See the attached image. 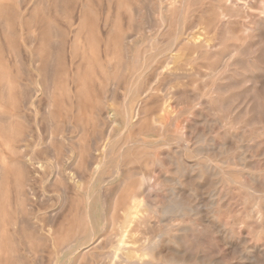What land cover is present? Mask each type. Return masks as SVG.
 Here are the masks:
<instances>
[{
    "label": "rangeland",
    "instance_id": "374dc122",
    "mask_svg": "<svg viewBox=\"0 0 264 264\" xmlns=\"http://www.w3.org/2000/svg\"><path fill=\"white\" fill-rule=\"evenodd\" d=\"M45 1H47V3ZM70 1H72V2L70 3ZM70 1L69 0L68 1L62 0V2H61V0H43V2L45 3L44 4L42 2V0H37V1L36 0H29V2H28V0H23V2H20V0H13V1L11 0L10 3H12V4H10V9H9L10 13L8 12L6 14V15L10 14L11 16L9 15L7 17L6 15H1V13H0V18H1L0 19L1 20L0 21V23H1L0 29L3 31L2 32L3 35H2V33L0 34V52H1V54H0V63H1L0 68L2 69V71L0 69V77L3 74L6 76L5 82H4V79H2V77L0 78V87L3 88V90L0 88V100L2 101V99H3V101H2L3 103L0 101V104L2 103V105H0V107H1L0 108V115H1L0 116L1 117L0 118L1 119L0 124L3 125V126L1 125V127H0L1 128L0 132L3 130L0 133L1 134L0 135V145L1 144L3 145V147H2V145L0 146V151H2V152H0V162H1L0 164H4L6 162L9 163V161H10V163H9L10 168L9 169H12L14 163H11V162H14L15 158H16V161L14 164L15 166H14L13 170H10V171L8 170V173L5 174L6 175L4 178L5 180H3L4 183L0 186V205H1L0 206V211H1L0 214L2 213L0 215V218H1L0 219V221H1L0 222V225H1L0 226V234H1L0 236L2 238V239L0 238V253H1L0 254V261H1L0 264H7L6 261L9 262L8 264H19V263L20 264H45V263L46 264H80V263L81 264H85V263H87V264H92V263L93 264H110V260L107 259L108 257H104V256L111 253L110 251H112L111 249H113V246L116 243L115 242L116 239L114 238L115 235H113L114 233H116L115 232L116 231V226H115L116 223H114V221H116V220L119 221V220L123 219V215L125 212L124 210L128 209L129 208L128 206H130L132 203L133 199L131 198L132 197L131 195L135 194V193L132 194V193H128V192H130L131 187H134L135 185H137L139 183V181L141 180L140 178L142 177L141 175H143V174H146V175L150 174L148 176H151L153 182L147 183V184L143 185L141 188H139L138 190H136V195L138 197V200L141 201V204H140V208L138 209V213H137L138 215L130 223L132 228L134 230H136V229L139 230V232H138L139 236L142 239L144 237L143 240H145V241L147 240V242L154 239V237H156L161 232H168L169 234L167 233V235L169 237L176 235L178 233L176 226L181 224V223L184 224V223L188 222L190 219L189 218H183V219L182 218H176V216L174 217V220H165L164 219V216H162L163 215L162 208L165 207L167 202L168 203L170 202L172 195H173L172 191L174 190V187H176L177 185L174 184V187H173V184H171L170 182L165 183L163 180L165 177L170 178V179H174V177L179 176L178 171H176V167H177L176 162L179 159H182L183 162H185V164H187V165H191L193 163L194 164L195 163H203L204 161L211 159L213 166L214 165L220 166L225 171L227 170V171H231L232 173H235V174L237 173V175H239L241 177V181H242V178L244 177L242 183L246 184V186H248V187H246L247 189L246 188H240V186H238V185H225L224 186L225 189L228 191L226 196H225V203L228 204V207H227V209H223L221 212L222 215L224 214L222 216L223 220H226V221H228V220L232 221V219L241 220L243 215H244L245 210L250 206V204L244 203L245 196H250V195L254 196L255 194H258V193H254V191L251 187L255 186L256 188H258L264 192V187H263L264 186V156H262V155H264V148H262V147H264V118H263L264 117V25H263L264 24V0H234V1L233 0H219L220 2L218 0H202V1L201 0H150V2H149V0H134V2H133V0H130V1L129 0H124V1L116 0V2H115V0H111V1L110 0H88L90 3L87 0L86 1L84 0L88 4V6L93 7V10L95 9L94 7H96V9L94 11L87 9L86 11H84L82 13H80L79 10H77V7L80 5L79 0H70ZM82 1L83 0H81V2ZM106 1L108 3V7H107ZM48 2H49V4H48ZM125 2H127V4ZM51 3H54V4H51ZM120 3H122V4H120ZM124 3L126 5V8L124 7ZM131 3H132V7H131ZM133 3H134V5H133ZM222 3H224V4L222 5ZM62 4L64 5L65 8L63 7ZM236 4H238V5H236ZM58 5H59V7H58ZM119 5H121V6H119ZM112 6H114L113 7L114 9H112ZM127 6L129 7V9ZM149 6H150V8H149ZM173 6H174V8H173ZM228 6H230V7H228ZM66 7H67V9H66ZM115 7H116V9H115ZM120 7L124 8L125 11H124V9H122ZM31 8H35L34 14H35V17L37 18V19L35 18L33 20L35 22V25L33 27H30V25H29L30 13L28 11H30ZM130 8H131V10L134 8V10H132L134 12H132L130 10ZM215 8H216V10H215ZM27 9H28V11H27ZM43 9H45L47 11H43ZM69 9H70V12H69ZM262 9H263V11H262ZM226 10H228V11H226ZM20 11H21V13H20ZM25 11H27L26 12L27 14L25 13ZM48 11H49V13H48ZM120 11L122 13L123 12H125V13H123L121 15ZM170 11H171V13H169ZM16 12H18L19 14ZM44 12H45V14H44ZM130 12L133 13V16L131 15ZM228 12H229V14H228ZM96 13H97V15H96ZM215 13H216V15H215ZM47 14H49V15H47ZM125 14H127V15H125ZM171 14H173V15L171 16ZM14 15H15V17H13ZM61 15H65V16H61ZM136 15H137V17H136ZM108 16H109V18H108ZM121 16L123 18L125 17V19H122ZM130 16H132L131 19H130ZM242 16L244 17V19ZM75 17H76V19H75ZM111 17H113V18H111ZM214 17H215V19H214ZM90 18H91V20H90ZM145 18H146V20H145ZM201 18H203V19H201ZM72 19H73V21H71ZM116 19H117V21L119 20V22H117ZM42 20H43V22H42ZM60 20H62V21H60ZM172 20H173V22H172ZM202 20H203V22H201ZM5 21H6V23H5ZM11 21H12V23H10ZM39 21H40V23H39ZM69 21H71V22H69ZM74 21H75V23H74ZM111 21L112 22L114 21V22L112 23ZM196 21L198 23H200V24L202 23V24L200 25ZM204 21H206V22H204ZM129 22H130V24H129ZM2 23H4V25H6V26H4ZM26 23H28V24H26ZM50 23H54V24L50 25ZM56 23H57V25H55ZM69 23H71V24H69ZM105 23H106V25H105ZM126 23H127V25H126ZM195 23H196L197 27H196ZM8 24H10V26H8ZM13 24H15L14 27H13ZM17 24H19V25H17ZM88 24H90V27ZM102 24H104V25H102ZM257 24H258V26H257ZM26 25H28V27ZM38 25H40V29H38V27H39ZM107 25H109V26H107ZM116 25L118 26L117 29H116ZM17 26H19L20 28L19 27L17 28ZM57 26H59V27H57ZM75 26L77 28H75ZM202 26H204L205 28ZM42 27H43V29H42ZM102 27H104V30ZM189 27H191V28H189ZM194 27H196V28H194ZM25 28H27V29H25ZM92 28L94 31L92 30ZM100 28H101V30H100ZM105 28L107 31L105 30ZM127 28H128V30H127ZM8 29H11V31ZM28 29L32 30V31L29 32ZM78 29H79V31H78ZM110 29H113V31ZM18 30H20V31L18 32ZM37 30L40 32L41 36L39 34L37 36V33H39ZM69 30L71 32H69ZM76 30H77V33L75 32ZM124 30H125V33L121 34L120 32H122ZM5 31H6V34L4 33ZM80 31H82V33ZM118 31L120 34L118 33ZM219 31H221V32H219ZM26 32H28V33L26 34ZM31 32H32V35H31ZM51 32H54L55 34L54 33L50 34ZM7 33H11L10 35H12V33H14L12 35L14 38H11L12 36L10 37L9 34L7 35ZM112 33H113V35H112ZM117 33L119 34V36ZM53 34L57 37L53 36ZM114 34L115 35L117 34L118 37L117 36L115 37ZM124 34H125V36H124ZM231 34H233V35L231 36ZM14 35L17 37L15 38ZM33 35H34V37L36 36V39H35V43L32 45L31 43H29L30 42L29 40H31V36H33ZM48 35H52L53 37L48 36ZM121 35H123V36H121ZM132 35H133V38H132ZM5 36H6V38H5ZM94 36H95V38H94ZM97 36L99 39L97 38ZM128 36H129V38H127ZM3 37L5 39H3ZM8 37H9V39H8ZM27 37H29V38H27ZM70 37L72 39H70ZM78 37H80V38L82 37V38L78 39ZM123 37H125V38H123ZM42 38H44L43 41H42ZM46 38L48 40H46ZM57 38H58V40L56 41ZM92 38L94 39L95 42L98 43L97 45L93 41ZM12 39H13V41H12L13 43L12 42L10 43V41ZM40 39H41V41H40ZM101 39H103V41ZM110 39L112 40V42ZM120 39L122 41H120ZM160 39H162V40H160ZM45 40H46V42L43 43ZM91 40H92V42H91ZM107 40H109V41H107ZM117 40L119 43H117ZM123 40L125 41L124 45H123V43L121 44V42H123ZM27 42H28V44H27ZM49 42L51 43V45L53 44V42H54V44L55 43L57 44V45H55V47L53 44V50H55L56 53H54V51L52 50V47H51ZM99 42H101V43H99ZM114 42H115V45L117 44L116 48L113 45ZM22 43H23V45H22ZM46 43L48 46L46 45ZM58 43H59V45H61V44L62 45L59 46ZM8 44H9V46H8ZM10 44H12V45H10ZM73 44L75 46H73ZM45 45L48 47L46 51H45V49H46ZM196 45L199 47V49ZM214 45H216V46H214ZM29 46H30V48H29ZM62 46H64V47H62ZM89 46L92 49V50L90 49L91 52L88 49ZM79 47H81V48H79ZM105 47H107V48H105ZM109 47H110V50L112 49L113 53L110 50H108ZM177 47L178 48L180 47L181 51H180V48L178 49ZM42 48L43 49L45 48V49L41 51ZM174 48H176V49H174ZM50 49H51V52H50ZM81 49H82V51H81ZM103 49H104V52H103ZM106 49L109 52H107ZM14 50L19 51V55L21 57L20 60L22 62H19V61L15 62L14 61V59H15V57H14L15 52H13ZM61 50H64L63 53ZM121 50L124 52H122ZM8 51L10 54H8ZM27 51H28V53H26ZM34 51H36V53ZM78 51H81V52H78ZM125 51L127 53H125ZM175 51H176V53H175ZM58 52L61 53L60 56H58V54H59ZM105 52H107V53L105 54ZM184 52H186V54ZM32 53L37 54L36 59L38 62L36 60L35 61L32 60V58H31ZM53 53L57 57L52 55ZM69 53H70V55H69ZM87 53H89V54H87ZM190 53L192 55L193 54L194 55L192 56ZM27 54H28V56H27ZM80 54L82 57L80 56ZM83 54H84V56H83ZM109 54L111 57H113V60H112L113 63H109V62H111V59H112V58L110 59ZM113 54H116L115 55L116 58H115V56H112ZM117 54H119V55H117ZM144 54H145V56H144ZM197 54H198V56H197ZM2 56H4L3 60H1ZM29 56H30V58H29ZM49 56H52V57L54 56L56 58H52ZM94 56L95 57L98 56L99 58H94ZM169 56H170V58H169ZM199 56L201 58H199ZM45 57H46V59H45ZM90 57H91V59H90ZM107 57L110 60H107ZM159 57L161 60L159 59ZM50 58H52V60L55 61V63L52 62V60L48 62V60ZM74 58H75V60H74ZM102 58H104V59H102ZM166 58H167V60H166ZM85 59H86V61H85ZM95 59H96V61L99 60L100 62L99 61L94 62ZM100 59L103 62L105 61V59L107 60V61H105V64H104V65H106V63H107V65L105 67L103 64H102L103 66L100 65L101 63H103ZM180 59H181V61H180ZM198 59H200V60H198ZM27 60L29 63L27 62ZM65 60H68V61H65ZM56 61H57V64H56ZM88 61L90 64L88 63ZM188 61H189V63H188ZM3 62H4V64H3ZM17 62L20 63V65ZM58 62H59V64H58ZM124 62H127V63H125V65L123 67ZM241 62L245 63L247 65L242 64ZM5 63H6V66L8 68H6ZM10 63H12V64H10ZM21 63H23L25 66L24 67L22 64V66L24 67L23 69H22V67H20ZM27 63L29 64V66ZM45 63H47V65ZM75 63H77V64H75ZM96 64L100 65V67L98 66L100 68V71L96 67L97 66ZM161 64H163V65H161ZM241 64H242V66H241ZM3 65L5 66V70H4ZM15 65H17L18 67L21 68V70H20V68H18L20 71L18 70L17 74H16L17 66H15ZM174 65H176V66H174ZM12 66H14V68H12ZM110 66H111V69H110ZM183 66L186 67L187 69L184 68ZM41 67H42V69H40ZM45 67H46V70H48V71L43 69ZM77 67H78V69H76ZM101 67H103L102 71H101ZM112 67H114V68L118 67L120 70L117 71L118 68L117 69L115 68V70H113L114 68L112 69ZM125 67H127L126 68V70L128 69L127 71L124 70ZM15 68H16V70H15ZM25 68H28L27 71L31 74V75L28 74V76L29 75L32 76V77L29 76L30 81L28 80L29 77H27V71H25ZM91 68H92V70H91ZM94 68H96V69H94ZM122 69H123V71H122ZM219 69H221V71ZM90 70L93 72H91ZM110 70H112V71H110ZM157 70L159 72H157ZM7 71H9L10 73L9 72L7 73ZM21 71H22V73H21ZM83 71L85 74L83 73ZM97 71H98V73H97ZM104 71H106V73ZM154 71H156V72H154ZM174 71H176V72H174ZM25 72H26V74H24ZM77 72H78V74H76ZM90 72H91V74H90ZM102 72H104V74ZM32 73H34V74H32ZM82 73L84 74V76ZM92 73L97 74V75L96 74L94 75L95 78H94ZM117 73H119V74H117ZM38 74H39V76H38ZM62 74H63V76H62ZM89 74L92 75V78ZM114 74H116V75H114ZM179 74H180L181 78H178ZM186 74H187V76H186ZM105 75H107L106 79H105ZM117 75H119V78L118 77L116 78ZM158 75H160V76H158ZM183 75L186 77H184ZM192 75L194 78H192ZM170 76H176L177 83H176V78L172 77L173 79L172 78L170 79ZM254 77H255V79H254ZM103 78L105 81L103 80ZM165 78H166V80H165ZM182 78H183V80L185 78H187V79H185V81H182ZM202 78H203V81H202ZM114 79H116L117 81ZM232 79H234V81ZM68 80H69V82H68ZM99 80L101 83L99 82ZM170 80H172V81H170ZM228 80H230V81H228ZM2 81L5 84L6 83L9 84L10 82L11 83L16 82V84L14 83L15 86H14V84L10 83L11 87H13L12 94H14V95L11 94V97L14 96L12 98V99H14L13 102H12V99L10 98V96H6L8 98V99H6L5 95H7V92L5 91L6 90L5 84H3ZM79 81H83V84H82V82L79 83ZM107 81H109L110 84ZM115 81L117 82L116 84L114 83ZM96 82H97V84H96ZM171 82H172V84H170ZM235 82L238 84H236ZM64 83L65 84L67 83L68 86L65 85ZM84 83H85V85L87 84L88 86L87 85L85 86ZM106 83H108L107 84L108 87H107V85L105 86ZM150 83H151V85L153 83V85L151 86ZM174 83H176V84H174ZM232 83H233V85H231ZM234 83H235V86H234ZM81 84L85 87H81L82 86ZM100 84H102L103 86ZM227 84H228V86H227ZM24 85H26L27 88L26 87L25 88L28 91H25L27 93L23 94L22 91L24 92V90H25V88H23ZM95 85H97V86H95ZM158 85H160V86H158ZM162 85H164V86H162ZM21 86L23 89L21 88ZM64 86L66 88L68 87L67 88L68 90L66 88H65V90H63ZM109 86H110V90H109ZM167 86H169V87H167ZM87 87H89V88H87ZM164 87H167V88L163 89ZM225 87H227L226 91H225V89H223ZM20 88H21V90H20ZM69 88H70V91H69ZM81 88H82L83 92L80 91ZM83 88L90 90L92 94L87 92L88 90H85ZM113 89H114V91H113ZM158 89H160V90H158ZM76 90H77V92H76ZM84 90H85V93H84ZM107 90L109 91V93ZM164 90L166 91V94H165ZM192 90H194V91H192ZM111 91H112V93H111ZM177 91L179 93L180 92L181 93L179 94V93H177ZM253 91L255 93H253ZM5 92H6V94H5ZM104 92L105 93L107 92L108 95L105 94ZM28 93L30 95H28ZM62 93H63V95H62ZM102 93H104V94H102ZM25 94H26V96L24 97ZM71 94L73 95V97L71 96ZM83 94H86V95L84 96ZM88 94L90 96H88ZM154 94H155V96L153 97ZM105 95H107V96L105 97ZM118 95H119V97H118ZM110 96H111V100H110ZM165 96L166 97L169 96L170 99L164 98ZM27 97H30V98H27ZM40 97H42V98H40ZM104 97L106 98V100H104L105 99ZM152 97H153V99H152ZM26 98H27V102H29V103H27V102L24 103L25 102L24 99H26ZM245 98H247V99H245ZM5 99H6V101H5ZM18 99H19V101H17ZM158 99H159V101H158ZM179 99H180V101H179ZM36 100H37V102H36ZM144 100H145V102H144ZM161 100H162V102H161ZM241 100L242 101L244 100L243 103ZM16 101H17V103H16ZM97 101H98V103H97ZM166 101H167V103H166ZM185 101H186V103H184ZM18 102H20V103L18 104ZM91 102H92V104H91ZM101 102L105 103V105H106L105 110H104V107H105L104 103L101 104L102 106H100V105L97 106ZM125 103H126V105H125ZM248 103H249V105H248ZM17 104H18V106H17ZM25 104H27V105H25ZM71 104H72V107H71ZM146 104L149 106H147ZM239 104H241V105L239 106ZM3 105L6 106V108H5L6 110L7 109H9V110H7V111L5 109L1 110L4 108ZM179 105H181V106L178 107ZM208 105H210V106H208ZM142 106H143V109H142ZM171 106L174 108H172ZM212 106L215 107L216 109L213 108ZM245 106H248V107H246L247 109L245 108ZM13 107H14V109H13ZM149 107L150 108L152 107L153 111H152V109L149 110ZM16 108H17V110H19V109H21V110L16 111V112L11 111L12 109L16 110ZM157 108H161V109L159 110ZM211 108H213V109H211ZM78 109H79V111H77ZM98 109H99V111H98ZM126 109H127V111H126ZM199 110H200V113H199ZM212 110H214V111H212ZM155 111H157V112L155 113ZM6 112L9 114L6 115L7 114ZM66 112H70V114L69 113L67 114ZM76 112H77V114H76ZM95 112H96V115H95ZM187 112H189L190 114ZM104 113L106 115H104ZM141 113H142V115H141ZM149 113H150V116H149ZM157 113H160V114H157ZM11 115H12V117H11ZM67 115H69L68 116L69 119L66 118ZM88 115H89V117H88ZM107 115H110V117L111 116L112 117L110 118ZM15 116H16V118H15L16 121L13 122L15 120L14 119ZM18 116H20L21 118L19 119ZM72 116H73V120H72ZM201 116H202V118H201ZM257 116H259V117L257 118ZM76 117H77V119H76ZM90 117H92V118H90ZM178 117L179 118L182 117V118L179 119ZM256 118H257V120H256ZM8 119H9L10 123H9ZM17 119H19V120L17 121ZM99 119H101V120H99ZM128 119H129V121H128ZM144 119L148 120V121H145ZM83 120H84V122H83ZM111 120H112V122H111ZM169 120H170V122H169ZM202 120H203V124H202ZM222 120H223V122H222ZM251 120H252V122H251ZM249 121H250V123H249ZM80 122H82V124H81L82 126H80ZM146 122H149V123H146ZM206 122H207V125H206ZM150 123L152 125L154 124V126H152ZM251 123L252 124L254 123V124L252 125ZM7 124H8V127H6ZM78 124H79V126H78ZM131 124H133V126H131ZM173 124H174V126H173ZM250 124H251V126H250ZM135 125H136V127H135ZM9 126H10V128H12V130L9 129ZM22 127L24 128L23 131H21ZM58 127L60 130L58 129ZM154 127H156V129ZM6 128H8V129L6 130ZM81 128L83 131L81 130ZM157 128L158 129L160 128L161 134H159L160 131ZM14 130H16L15 132L17 134L14 132ZM56 130L58 131L57 133L59 135L56 133ZM150 130H152V131H150ZM153 130H154V132H153ZM5 132H6V134H8V137H6ZM128 132H130V134ZM12 133H14L15 137ZM83 133L84 134L86 133L87 135L91 134L92 136L90 135L89 136L90 138H86L88 136L87 135L83 136L84 135ZM244 133H245V135H244ZM25 134H26V136H25ZM234 134H235V136H234ZM257 134H258V136H257ZM119 135H120V137H119ZM129 135H131V136L129 137ZM200 135L202 137H204V139L207 141L213 140L214 145L216 147L215 151L212 150L213 153L211 152V148L208 150H202L201 149L202 151H199V149L202 145ZM251 135H253V136H251ZM23 136H25V138ZM53 136H54V138H53ZM103 136L106 138H104ZM242 136H243V138H241ZM57 137H58V140H57ZM107 137H108V139H107ZM219 137H221V138H219ZM225 137L227 140L225 139ZM6 138L9 140H7ZM51 138H53V139H51ZM139 138H140V140H139ZM152 139H154V140H152ZM6 140L8 141V143ZM252 140H253V142H251ZM50 141H52V143ZM58 141H60V142L58 143ZM11 142L13 144V148L10 144ZM225 144H227V145H225ZM229 145H230V148H228ZM20 146H22V147H20ZM95 146H96V148H95ZM122 147L123 148L125 147V148L123 149ZM176 147H177V149H176ZM223 147H225L226 151L224 150ZM219 148H221V150H224V151L220 152ZM85 150H87L88 154ZM228 150H229V152H228ZM246 150H248V151H246ZM195 151H196V153H195ZM198 151L200 154L199 153L197 154ZM51 152H52V154H51ZM181 152H183V153H181ZM104 153H105V155H104ZM218 153H220V154L222 153L221 157H218V156H220V155H218ZM79 154H81V155L79 156ZM90 154H92L91 155L92 158H91V156H89ZM115 154L118 156H116ZM223 154H225V155H223ZM21 155H23V156H21ZM52 155H53V157H52ZM121 155H122V157H121ZM211 155H214V157ZM245 155H247L249 157L248 158L249 160L247 159V164H248L249 168H247V169H243L242 165H240L242 163L241 157H243ZM169 156H170V158H169ZM210 156H211V158H210ZM9 157H10V159H9ZM141 157H143V158H141ZM259 157H261V158H259ZM24 159H25V161H24ZM90 159H91V162L89 161ZM169 159H171V160L169 161ZM64 160H66V161H64ZM158 160L160 161V163L158 162ZM221 160H222V162H221ZM223 160H225V161L227 160L228 164L224 163V165H223ZM80 161H82V162L79 163ZM16 162H17V164H16ZM77 162H78V164H80L79 166H78ZM218 162H220V164H218ZM249 162H250L251 166H250ZM96 163H98V164H96ZM19 164H21V165H19ZM42 164H43V166L45 164V170L44 171H43L44 168L43 169L41 168V167H43ZM76 164H77V166H76ZM33 165L35 166V169H34ZM11 166H12V168H11ZM73 167H74V169H73ZM77 167L78 168L80 167L81 170L76 169ZM145 167H146V169H145ZM32 168L34 169V171H32L33 170ZM96 168H97V170H96ZM17 169H18V171H21L22 174L18 171H15ZM248 169L252 174H254L256 176V178H258L256 181H254L255 183L258 181L256 184L255 183L253 184V180L251 179L250 176H248V173H247ZM78 170L82 171L83 173L78 171ZM39 171H41V173ZM88 171H89V173H87ZM32 172L34 173V175H32ZM42 172H44V173H42ZM71 172H73V173H71ZM66 173L68 175H66ZM10 174H12V175L10 176ZM35 174H36V177H35ZM14 175H16L15 178L17 176H18V178L15 179ZM19 175H21L22 178ZM78 175H79V177H78ZM72 176H73V178H72ZM132 176H133V178H132ZM60 177L62 178V180L66 181V183L64 181L61 182L62 180H60ZM80 177H82L81 180H79ZM31 178L32 179L34 178L33 184L35 183L36 186H35V184L32 185V179ZM58 178H59L60 182H59ZM138 178L140 180H138ZM73 179H74L73 186L75 188H73V186H72L71 180H73ZM76 179H77V181H76ZM23 180L24 181L26 180V181L24 182ZM13 181H15V182H13ZM18 181H20L19 183H21L19 187H21V185H23L24 187L19 188L18 187L19 184L16 183ZM107 181H109V182H107ZM132 181H133V183H132ZM22 182H23V184H22ZM128 182H129V184H128ZM60 184H62L63 188L60 186ZM78 184H80V185H78ZM193 184L194 183H192L191 185L184 184L185 188L188 189L186 196L189 197V200L190 199L192 200V201H190L191 204L195 200H197V202L195 201V204H197V203L200 204L201 202H202V204L207 203V201H208V194L207 193L209 192L210 187L204 186V188H201V190L198 191L197 189L195 190V188H193ZM27 185H29L28 188H27ZM129 185H130V187H129ZM7 186H10L9 188L12 191H10V190L8 191L9 188ZM3 187H4L5 191H4V189H1ZM15 187H16V189H15ZM205 188L207 189L206 191H205ZM22 189H24V191ZM64 189H65V192H64ZM16 190H18L19 192H20V190H22V193L21 192L19 193ZM74 191H76V192H74ZM84 191H86V192H84ZM15 192L18 194H16ZM125 192H127L126 193L127 195L125 194ZM170 195H171V197H170ZM18 196H19V198H18ZM20 196H21L22 200H21ZM70 196H71V198H70ZM126 197L127 198L129 197V199H127ZM23 198L24 199L27 198V199H25V201L28 200V201H26L27 202L26 207L24 206L25 203H24ZM42 199H45V200H42ZM77 199H79V200H77ZM22 201H23V203L20 204V202H22ZM115 201H117V203ZM149 201H151V202H149ZM11 202H13V204ZM18 203L20 205H18ZM77 203H79V204H77ZM14 204L16 205V207ZM90 205H91V207H89ZM71 206H72V209H71ZM115 207H116V209H114ZM14 208L15 209L17 208V209L15 210ZM69 208H70V210H69ZM83 208H85V209H83ZM150 209L152 210L151 213H150V211H151ZM203 209L205 212L208 210L206 206L205 207L203 206ZM23 210H25L26 213ZM66 210H68V211H66ZM148 210H150V211H148ZM19 211H20L22 216L19 214ZM8 212H10V214ZM68 212L69 213L71 212L73 215L68 214ZM112 213H114V214H112ZM147 214L149 215L147 222L145 223V221H144V223H142L139 226L137 224L138 222H136V221L137 220L139 221L141 217H143ZM3 215H4V217H3ZM11 215H13V217H11ZM45 215H49V218H48V216H46L48 218L47 219L45 217ZM7 216H8V218L9 217L12 218L11 221H10V218L7 220V218H6ZM69 216H71V217H69ZM80 216H81V218H80ZM23 217L24 218L27 217L26 219H28L29 221L28 220L26 221V219H24L23 223H21L22 222L21 219H23ZM31 217H33L32 220H31ZM50 217H52L54 219H52ZM63 217H65V218L67 217L68 219L67 218L65 219ZM39 219H40V221H39ZM61 219H63L64 223L62 222ZM14 220H15V225H14ZM46 220H48V221H46ZM68 220H69V223H67ZM7 221L8 222L10 221L11 224L9 225ZM42 222H44V223H42ZM45 223L47 225H45ZM86 223L88 224V226H85ZM29 224H31V225L28 226ZM58 224L62 225V228L59 229L60 225L58 226ZM65 224H68V225L70 224L71 227L68 225H65ZM49 226H51V228ZM65 226H67V227H65ZM113 226H115V227H113ZM9 227H11V228H9ZM23 227H26V228H23ZM41 227H45V228H41ZM140 227H141V229H140ZM5 228H7V229H5ZM12 228H14V230ZM55 228H56V230H55ZM67 228H69V229H67ZM111 228H112V230H111ZM9 229H10V231H9ZM31 229H34L33 231L34 232L36 231V233H33L31 231ZM75 229H76V231H75ZM19 230L21 231V234L23 232L25 233V231H26V233L25 234L23 233V235H21ZM46 230H47V232H46ZM53 230H55V231H53ZM63 231H66L67 233L63 232ZM2 232H3V234H2ZM7 232L10 234H7ZM56 232L58 235L57 234L54 235V233H56ZM72 232H74V234H72ZM112 232H113V234H112ZM145 232H146V234H145ZM4 233H5V235H4ZM51 233H52V235H51ZM63 233H65V234H63ZM82 233L84 235H82ZM11 234H13L14 236L11 237ZM30 234H31V236L32 235L38 236V238H40V239L37 240L38 239L37 237L35 239V237H33V236L31 237ZM8 235H10V236H8ZM28 235H29V237H27ZM48 235H50L51 238ZM64 235H67V236H64ZM142 235H143V237H142ZM44 236H46V237L44 238ZM54 236H55V238H53ZM56 236H57V238H56ZM202 236H203V238H206L205 240H207L208 242L212 241L208 235L206 236V234H204L200 230L197 232H194V231L187 232L185 234V236H183L184 237L183 240L185 243L187 242L189 244L191 243V244H197L198 246H202L203 250H206L209 255H211V253L216 254V255L217 254L220 255L219 252L215 250V249H218L217 247H215V245L211 249L206 247L207 243L205 242L206 243L205 244V243H203L204 241L200 240V239H202ZM64 237H66L65 242L63 241ZM148 237H149V239H148ZM29 238H30V241L32 239H34V241L30 242L29 240H27ZM59 238H61V239H59ZM90 238H92V241L90 240ZM105 238L106 239L108 238V239L106 240ZM150 238H152V239H150ZM198 238H200V239H198ZM11 239H12V242H11ZM41 239H43V241H41ZM98 239H100V240H98ZM102 239L103 240L105 239L106 242L105 241L103 242ZM59 240H61V241L59 242ZM5 241H7V242H5ZM62 241H63V243H62ZM107 242L109 243L108 246H107ZM1 243L4 244V247L6 246L5 249L2 246L3 244L1 245ZM5 243H6V245H5ZM9 243L12 246H13V243H15L14 244L15 247H12V246L9 247ZM38 243H40V245H41V247H39V248H38V246H40V245ZM34 244H36V245H34ZM104 244L106 246H103ZM7 246L9 248H7ZM97 246H98V248L94 249V247H97ZM100 246H101V248H99ZM6 248H7L8 252H9L10 248L11 249L14 248V249H12L8 254ZM15 248H16V250L18 249L17 252H16ZM1 249H3V250L1 251ZM80 249H81V251H80ZM166 250H168V249H166ZM49 251H50V253H49ZM4 252H7V254L6 253L4 254ZM12 254H14V255H12ZM59 254H61V255L59 256ZM9 255H10V258H9ZM17 255H19V256H17ZM28 255L29 256L31 255V256L29 257ZM81 255L83 256L82 259H81ZM92 255H95V256H92ZM7 256H8V259H7ZM99 256L102 258L104 257L106 259L104 260V258H103L104 261H102ZM89 257H91V258H89ZM229 257L230 256H227L228 261L227 260H224V261H227L228 263L230 262L229 264H231L233 262L232 261L233 259L231 257L230 258ZM33 259H35V260H33ZM84 259L85 260L87 259L89 262L87 260L85 262ZM92 259L94 260V262ZM100 260L102 261V263ZM3 261L5 263H2ZM261 264H263V261H261Z\"/></svg>",
    "mask_w": 264,
    "mask_h": 264
},
{
    "label": "bare ground",
    "instance_id": "6f19581e",
    "mask_svg": "<svg viewBox=\"0 0 264 264\" xmlns=\"http://www.w3.org/2000/svg\"><path fill=\"white\" fill-rule=\"evenodd\" d=\"M13 1V0H12ZM37 1V0H36ZM66 1H68V0H66ZM70 1V0H69ZM84 1V0H83ZM81 2V0H79V3H80V5L77 7V10H79V12L80 13H82V12H84V11H86L87 9H89V10H93V7H91V6H88V4L84 1V2ZM88 1V0H87ZM111 1V0H110ZM109 1V2H110ZM120 1V0H119ZM118 1V2H119ZM121 1H124V0H121ZM130 1V0H129ZM202 1V0H201ZM219 1V0H218ZM234 1V0H233ZM11 2V0H0V13H1V15H6L8 12H9V9H10V4H12V3H10ZM20 2H23V0H20ZM28 2H29V0H28ZM32 2V1H31ZM42 2H43V0H42ZM46 3H47V1H45ZM60 2V1H59ZM58 2V3H59ZM61 2H62V0H61ZM64 2V1H63ZM72 1H70V3H71ZM89 2V1H88ZM115 2H116V0H115ZM117 2V3H118ZM133 2H134V0H133ZM149 2H150V0H149ZM152 2V1H151ZM177 2V1H176ZM220 2V1H219ZM18 3V2H17ZM38 3V2H37ZM44 3V2H43ZM67 3V2H66ZM90 3V2H89ZM106 3H107V1H106ZM112 3V2H111ZM126 4H127V2H125ZM125 3H124V7L126 8V5H125ZM203 3V2H202ZM211 3V2H210ZM45 4V3H44ZM48 4H49V2H48ZM51 4H54V3H51ZM76 4V3H75ZM120 4H122V3H120ZM215 4V3H214ZM224 3H222V5H223ZM227 4V3H226ZM239 4V3H238ZM238 4H236V5H238ZM18 5V4H17ZM36 5V4H35ZM60 5V4H59ZM59 5H58V7H59ZM63 5V4H62ZM115 5V4H114ZM133 5H134V3H133ZM136 5V4H135ZM150 5V4H149ZM201 5V4H200ZM204 5V4H203ZM234 5V4H233ZM13 6V5H12ZM52 6V5H51ZM68 6V5H67ZM119 6H121V5H119ZM129 6V5H128ZM127 6V7H128ZM139 6V5H138ZM176 6V5H175ZM227 6V5H226ZM61 7V6H60ZM63 7H64V5H63ZM107 7H108V3H107ZM106 7V8H107ZM114 6H112V9H114L113 8ZM131 7H132V3H131ZM197 7V6H196ZM219 7V6H218ZM224 7V6H223ZM228 7H230V6H228ZM227 7V8H228ZM237 7V6H236ZM244 7V6H243ZM65 8V7H64ZM95 9H96V7H94ZM120 8H122V7H120ZM136 8V7H135ZM149 8H150V6H149ZM170 8V7H169ZM173 8H174V6H173ZM172 8V9H173ZM46 9V8H45ZM45 9H43V11H47V10H45ZM61 9V8H60ZM66 9H67V7H66ZM94 9V10H95ZM115 9H116V7H115ZM122 9H124V8H122ZM128 9H129V7H128ZM198 9V8H197ZM214 9V8H213ZM222 9V8H221ZM230 9V8H229ZM251 9V8H250ZM15 10V9H14ZM13 10V11H14ZM30 10V9H29ZM93 10V11H94ZM107 10V9H106ZM105 10V11H106ZM109 10V9H108ZM121 10V9H120ZM130 10H131V8H130ZM129 10V11H130ZM132 10H134V8L132 9ZM131 10V11H132ZM169 10V9H168ZM167 10V11H168ZM215 10H216V8H215ZM254 10V9H253ZM27 11H28V9H27ZM27 11H25V13L27 12ZM35 8H31V10L30 11H28L29 13H30V16H29V18H30V20H29V25H30V27H33L34 25H35V22L33 21L36 17H35ZM112 11V10H111ZM124 11H125V9H124ZM194 11V10H193ZM212 11V10H211ZM214 11V10H213ZM226 11H228V10H226ZM230 11V10H229ZM262 11H263V9H262ZM69 12H70V9H69ZM73 12V11H72ZM121 12V11H120ZM119 12V13H120ZM132 12H134V11H132ZM215 12V11H214ZM217 12V11H216ZM225 12V11H224ZM233 12V11H232ZM10 13V12H9ZM16 13H18V12H16ZM20 13H21V11H20ZM48 13H49V11H48ZM51 13V12H50ZM78 13V12H77ZM95 13V12H94ZM101 13V12H100ZM116 13V12H115ZM118 13V14H119ZM123 13H125V12H123ZM122 12H121V15L123 14ZM131 13V12H130ZM129 13V14H130ZM152 13V12H151ZM169 13H171V11L169 12ZM200 13V12H199ZM231 13V12H230ZM19 14V13H18ZM27 14V13H26ZM44 14H45V12H44ZM55 14V13H54ZM58 14V13H57ZM92 14V13H91ZM128 14V15H129ZM137 14V13H136ZM208 14V13H207ZM228 14H229V12H228ZM10 15V14H9ZM9 15H6L7 17L9 16ZM47 15H49V14H47ZM66 15V14H65ZM65 15H61V16H65ZM74 15V14H73ZM90 15V14H89ZM88 15V16H89ZM96 15H97V13H96ZM120 15V14H119ZM118 15V16H119ZM125 15H127V14H125ZM131 15L133 16V13H131ZM173 14H171V16H172ZM211 15V14H210ZM214 15V14H213ZM215 15H216V13H215ZM11 16V15H10ZM52 16V15H51ZM87 16V17H88ZM117 16V17H118ZM132 16H130V19H131V17ZM239 16V15H238ZM244 16V15H243ZM242 16V17H243ZM250 16V15H249ZM248 16V17H249ZM4 17V16H3ZM13 17H15V15L13 16ZM28 17V16H27ZM83 17V16H82ZM122 17V16H121ZM136 17H137V15H136ZM153 17V16H152ZM206 17V16H205ZM213 17V16H212ZM64 18V17H63ZM74 18V17H73ZM100 18V17H99ZM98 18V19H99ZM107 18V17H106ZM108 18H109V16H108ZM111 18H113V17H111ZM120 18V17H119ZM200 18V17H199ZM217 18V17H216ZM226 18V17H225ZM1 19V18H0ZM3 19V18H2ZM7 19V18H6ZM16 19V18H15ZM37 19V18H36ZM41 19V18H40ZM75 19H76V17H75ZM101 19V18H100ZM99 19V20H100ZM104 19V18H103ZM122 19H125V17L123 18L122 17ZM133 19V18H132ZM138 19V18H137ZM174 19V18H173ZM201 19H203V18H201ZM214 19H215V17H214ZM219 19V18H218ZM243 19H244V17H243ZM242 19V20H243ZM5 20V19H4ZM3 20V21H4ZM12 20V19H11ZM50 20V19H49ZM54 20V19H53ZM90 20H91V18H90ZM107 20V19H106ZM105 20V21H106ZM145 20H146V18H145ZM197 20V19H196ZM221 20V19H220ZM249 20V19H248ZM261 20V19H260ZM259 20V21H260ZM1 21V20H0ZM60 21H62V20H60ZM71 21H73V19L71 20ZM71 21H69V22H71ZM116 21H117V19H116ZM132 21V20H131ZM154 21V20H153ZM175 21V20H174ZM212 21V20H211ZM252 21V20H251ZM18 22V21H17ZM42 22H43V20H42ZM64 22V21H63ZM97 22V21H96ZM101 22V21H100ZM99 22V23H100ZM107 22V21H106ZM112 22V21H111ZM114 22V21H113ZM112 22V23H113ZM117 22H119V20L117 21ZM125 22V21H124ZM136 22V21H135ZM172 22H173V20H172ZM197 22V21H196ZM201 22H203V20L201 21ZM204 22H206V21H204ZM218 22V21H217ZM243 22V21H242ZM5 23H6V21H5ZM10 23H12V21L10 22ZM39 23H40V21H39ZM38 23V24H39ZM45 23V22H44ZM74 23H75V21H74ZM73 23V24H74ZM104 23V22H103ZM198 23V22H197ZM219 23V22H218ZM259 23V22H258ZM1 24V23H0ZM3 25H4V23H2ZM26 24H28V23H26ZM48 24V23H47ZM51 24H54V23H50V25ZM69 24H71V23H69ZM84 24V23H83ZM110 24V23H109ZM118 24V23H117ZM122 24V23H121ZM129 24H130V22H129ZM132 24V23H131ZM134 24V23H133ZM171 24V23H170ZM174 24V23H173ZM198 24H200V23H198ZM202 24V23H201ZM200 24V25H201ZM256 24V23H255ZM2 25V26H3ZM17 25H19V24H17ZM44 25V24H43ZM55 25H57V23L55 24ZM54 25V26H55ZM79 25V24H78ZM89 25V27H90V24H88ZM95 25V24H94ZM102 25H104V24H102ZM105 25H106V23H105ZM126 25H127V23H126ZM137 25V24H136ZM154 25V24H153ZM193 25V24H192ZM195 25H196V23H195ZM210 25V24H209ZM248 25V24H247ZM262 25V24H261ZM264 25V24H263ZM262 25V26H263ZM4 26H6V25H4ZM8 26H10V24H8ZM15 26V24H13V27ZM27 27H28V25H26ZM39 27H38V29H40V25H38ZM87 26V25H86ZM107 26H109V25H107ZM134 26V25H133ZM245 26V25H244ZM257 26H258V24H257ZM12 27V28H13ZM19 26H17V28H18ZM29 27V28H30ZM46 27V26H45ZM57 27H59V26H57ZM106 27V26H105ZM117 25H116V29H117ZM122 27V26H121ZM170 27V26H169ZM196 27H197V25H196ZM196 27H194V28H196ZM202 27H204V26H202ZM216 27V26H215ZM246 27V26H245ZM4 28V27H3ZM8 28V27H7ZM11 28V29H12ZM20 28V27H19ZM47 28V27H46ZM75 28H77L76 26H75ZM103 28V30H104V27H102ZM113 28V27H112ZM157 28V27H156ZM189 28H191V27H189ZM205 28V27H204ZM11 29H8V30H10L11 31ZM15 29V28H14ZM25 29H27V28H25ZM34 29V28H33ZM42 29H43V27H42ZM82 29V28H81ZM121 29V28H120ZM132 29V28H131ZM213 29V28H212ZM239 29V28H238ZM248 29V28H247ZM250 29V28H249ZM29 30V29H28ZM54 30V29H53ZM65 30V29H64ZM92 30H93V28H92ZM100 30H101V28H100ZM105 30H106V28H105ZM110 30H112L113 31V29H110ZM126 30V29H125ZM125 30L124 31H122V32H120L121 34H123V33H125ZM127 30H128V28H127ZM170 30V29H169ZM193 30V29H192ZM246 30V29H245ZM20 30H18V32H19ZM26 31V30H25ZM30 31H32V30H29V32ZM38 31V30H37ZM36 31V32H37ZM46 31V30H45ZM78 31H79V29H78ZM94 31V30H93ZM107 31V30H106ZM174 31V30H173ZM213 31V30H212ZM211 31V32H212ZM240 31V30H239ZM3 31L0 29V34L2 33ZM39 32V31H38ZM47 32V31H46ZM69 32H71L70 30H69ZM76 33H77V30L75 31ZM74 32V33H75ZM81 33H82V31H80ZM89 32V31H88ZM92 32V31H91ZM111 32V31H110ZM193 32V31H192ZM214 32V31H213ZM219 32H221V31H219ZM5 34H6V31L4 32ZM28 32H26V34H27ZM49 33V32H48ZM52 33H54V32H51L50 34H52ZM57 33V32H56ZM80 33V34H81ZM118 33H119V31H118ZM117 33V34H118ZM119 33V34H120ZM130 33V32H129ZM9 34V36L11 37L14 33H12V35H10L11 33H7V35ZM18 34V33H17ZM24 34V33H23ZM36 34V33H35ZM38 34L40 35V32L39 33H37V36H38ZM44 34V33H43ZM55 34V33H54ZM53 34V36H55ZM58 34V33H57ZM91 34V33H90ZM89 34V35H90ZM99 34V33H98ZM117 34L115 35V37L117 36ZM119 34H118V36H119ZM237 34V33H236ZM2 35H3V33H2ZM16 35V34H15ZM14 35V36H15ZM31 35H32V32H31ZM75 35V34H74ZM79 35V34H78ZM104 35V34H103ZM112 35H113V33H112ZM127 35V34H126ZM173 35V34H172ZM233 34H231V36H232ZM25 36V35H24ZM41 36V35H40ZM47 36V35H46ZM48 36H52V35H48ZM52 36V37H53ZM62 36V35H61ZM82 36V35H81ZM91 36V35H90ZM117 36V37H118ZM121 36H123V35H121ZM120 36V37H121ZM124 36H125V34H124ZM138 36V35H137ZM191 36V35H190ZM195 36V35H194ZM208 36V35H207ZM218 36V35H217ZM17 36H15V38H16ZM43 37V36H42ZM55 37H57V36H55ZM74 37V36H73ZM89 37V36H88ZM110 37V36H109ZM119 37V38H120ZM193 37V36H192ZM261 37V36H260ZM5 38H6V36H5ZM4 37H3V39H5ZM11 38H14L13 36L11 37ZM26 38V37H25ZM27 38H29V37H27ZM62 38V37H61ZM80 37H78V39H79ZM82 38V37H81ZM80 38V39H81ZM94 38H95V36H94ZM97 38H98V36H97ZM123 38H125V37H123ZM127 38H129V36L127 37ZM132 38H133V35H132ZM136 38V37H135ZM195 38V37H194ZM2 39V38H1ZM8 39H9V37H8ZM24 39V38H23ZM35 39H36V36L34 37V35L33 36H31V40H29L30 42L29 43H31L32 45L35 43ZM43 39L44 38H42V41H43ZM50 39V38H49ZM66 39V38H65ZM70 39H72L71 37H70ZM89 39V38H88ZM93 39V38H92ZM99 39V38H98ZM176 39V38H175ZM214 39V38H213ZM46 40H48L47 38H46ZM46 40L43 42V43H45L46 42ZM58 40V38L56 39V41ZM97 40V39H96ZM102 41H103V39H101ZM111 40V39H110ZM114 40V39H113ZM129 40V39H128ZM160 40H162V39H160ZM170 40V39H169ZM177 40V39H176ZM185 40V39H184ZM190 40V39H189ZM263 40V39H262ZM13 41V39L10 41V43ZM23 41V40H22ZM40 41H41V39H40ZM39 41V42H40ZM50 41V40H49ZM83 41V40H82ZM93 41H94V39H93ZM99 41V40H98ZM107 41H109V40H107ZM120 41H122L121 39H120ZM187 41V40H186ZM207 41V40H206ZM214 41V40H213ZM21 42V41H20ZM59 42V41H58ZM72 42V41H71ZM85 42V41H84ZM91 42H92V40H91ZM95 42V41H94ZM111 42H112V40H111ZM125 41L123 40V42H121V44L123 43V45L125 44L124 43ZM159 42V41H158ZM13 43V42H12ZM50 43V42H49ZM62 43V42H61ZM60 43V44H61ZM73 43V42H72ZM76 43V42H75ZM96 43V45L98 44L97 42H95ZM99 43H101V42H99ZM107 43V42H106ZM117 43H119L118 42V40H117ZM165 43V42H164ZM175 43V42H174ZM188 43V42H187ZM27 44H28V42H27ZM53 44H54V42H53ZM53 44L51 45V43H50V45H51V47H52V50H53ZM10 45H12V44H10ZM15 45V44H14ZM20 45V44H19ZM22 45H23V43H22ZM31 45V46H32ZM46 45H47V43H46ZM45 45V46H46ZM49 45V46H50ZM55 45H57L56 43L54 44V47H55ZM58 45H59V43H58ZM62 45V44H61ZM61 45H59V46H61ZM78 45V44H77ZM110 45V44H109ZM108 45V46H109ZM113 45L115 46V48H116V45H115V42L113 43ZM122 45V46H123ZM183 45V44H182ZM181 45V46H182ZM193 45V44H192ZM206 45V44H205ZM2 46V45H1ZM8 46H9V44H8ZM48 46V45H47ZM46 46V49H45V51L47 50V47ZM73 46H75L74 44H73ZM85 46V45H84ZM100 46V45H99ZM104 46V45H103ZM197 46V45H196ZM214 46H216V45H214ZM5 47V46H4ZM40 47V46H39ZM58 47V46H57ZM56 47V48H57ZM62 47H64V46H62ZM61 47V48H62ZM78 47V46H77ZM88 47V46H87ZM113 47V46H112ZM111 47V48H112ZM169 47V46H168ZM198 47V46H197ZM11 48V47H10ZM9 48V49H10ZM29 48H30V46H29ZM32 48V47H31ZM38 48V47H37ZM79 48H81V47H79ZM105 48H107V47H105ZM114 48V47H113ZM178 48V47H177ZM180 48V47H179ZM178 48V49H179ZM203 48V47H202ZM205 48V47H204ZM12 49V48H11ZM10 49V50H11ZM43 48L41 49V51L42 50H44ZM55 49V48H54ZM83 49V48H82ZM82 49H81V51H82ZM89 51L91 52V48H90V46H89ZM91 49V50H90ZM101 49V48H100ZM173 49V48H172ZM174 49H176V48H174ZM185 49V48H184ZM198 49H199V47H198ZM212 49V48H211ZM8 50V49H7ZM6 50V51H7ZM13 50V49H12ZM36 50V49H35ZM97 50V49H96ZM108 50H110V47H109V49ZM114 50V49H113ZM147 50V49H146ZM169 50V49H168ZM192 50V49H191ZM243 50V49H242ZM241 50V51H242ZM39 51V50H38ZM44 51V52H45ZM54 51V53H56L55 52V50H53ZM52 51V52H53ZM58 51V50H57ZM62 51V53H63V51L64 50H61ZM81 51H78V52H81ZM85 51V50H84ZM102 51V50H101ZM106 51H107V49H106ZM111 52H112V49L110 50ZM116 51V50H115ZM122 51V50H121ZM180 51H181V48H180ZM201 51V50H200ZM13 52H15V59H14V61L16 62V61H19V62H22L21 60H20V55H19V51H13ZM12 52V53H13ZM35 53H36V51H34ZM50 52H51V49H50ZM49 52V53H50ZM69 52V51H68ZM103 52H104V49H103ZM107 52H109V51H107ZM107 52H105V54L107 53ZM122 52H124V51H122ZM168 52V51H167ZM188 52V51H187ZM206 52V51H205ZM226 52V51H225ZM236 52V51H235ZM26 53H28V51L26 52ZM35 53H32L31 54V58H32V60H36L37 61V59H36V57H37V54H35ZM54 53L52 54V55H54ZM59 53V52H58ZM67 53V52H66ZM113 53V52H112ZM125 53H127L126 51H125ZM175 53H176V51H175ZM185 54H186V52H184ZM0 54H1V52H0ZM8 54H10L9 53V51H8ZM21 54V53H20ZM42 54V53H41ZM60 54L61 53H59L58 54V56H60ZM79 54V53H78ZM82 54V53H81ZM81 54H80V56H81ZM87 54H89V53H87ZM123 54V53H122ZM191 54V53H190ZM4 55V54H3ZM6 55V54H5ZM40 55V54H39ZM69 55H70V53H69ZM98 55V54H97ZM116 54H113L112 56H115ZM117 55H119V54H117ZM192 55V54H191ZM194 55V54H193ZM192 55V56H193ZM10 56V55H9ZM8 56V57H9ZM27 56H28V54H27ZM44 56V55H43ZM42 56V57H43ZM54 56H56V55H54ZM52 57V56H49V57H52V58H56V57ZM83 56H84V54H83ZM100 56V55H99ZM109 56H110V54H109ZM108 56V57H109ZM127 56V55H126ZM144 56H145V54H144ZM143 56V57H144ZM165 56V55H164ZM197 56H198V54H197ZM203 56V55H202ZM82 57V56H81ZM87 57V56H86ZM108 57H107V60H110L111 58V62H109V63H113V57H111L110 56V59H108ZM128 57V56H127ZM161 57V56H160ZM160 57H159V59H160ZM210 57V56H209ZM3 58H4V56H2V58H1V60H3ZM29 58H30V56H29ZM52 58H50L49 60H48V62L49 61H51L52 60ZM85 58V57H84ZM94 58H99L98 56L97 57H95L94 56ZM105 58V57H104ZM104 58H102V59H104ZM115 58H116V56H115ZM169 58H170V56H169ZM194 58V57H193ZM199 58H201L200 56H199ZM211 58V57H210ZM227 58V57H226ZM231 58V57H230ZM229 58V59H230ZM11 59V58H10ZM45 59H46V57H45ZM90 59H91V57H90ZM128 59V58H127ZM164 59V58H163ZM182 59V58H181ZM181 59H180V61H181ZM213 59V58H212ZM5 60V59H4ZM26 60V59H25ZM57 60V59H56ZM74 60H75V58H74ZM101 60V59H100ZM106 59H105V61H107ZM122 60V59H121ZM161 60V59H160ZM166 60H167V58H166ZM172 60V59H171ZM170 60V61H171ZM195 60V59H194ZM198 60H200V59H198ZM59 61V60H58ZM65 61H68V60H65ZM71 61V60H70ZM85 61H86V59H85ZM97 61H99V60H97ZM96 61V59L94 60V62H97ZM102 61V60H101ZM105 61L103 62V63H101L100 65H104L105 64ZM116 61V60H115ZM174 61V60H173ZM176 61V60H175ZM211 61V60H210ZM242 61V60H241ZM27 62H28V60H27ZM38 62V61H37ZM52 62H54L55 63V61H53L52 60ZM91 62V61H90ZM100 62V61H99ZM183 62V61H182ZM181 62V63H182ZM223 62V61H222ZM18 63V62H17ZM16 63V64H17ZM29 63V62H28ZM27 63V64H28ZM35 63V62H34ZM61 63V62H60ZM66 63V62H65ZM87 63V62H86ZM88 63H89V61H88ZM119 63V62H118ZM125 63H127V62H124V64H123V67H124V65H125ZM163 63V62H162ZM188 63H189V61H188ZM191 63V62H190ZM217 63V62H216ZM242 63V62H241ZM1 64V63H0ZM3 64H4V62H3ZM10 64H12V63H10ZM15 64V63H14ZM19 65H20V63H18ZM17 64V65H18ZM22 64L23 63H21V66L20 67H22V69L25 67L24 66V64H23V66H22ZM46 65H47V63H45ZM56 64H57V61H56ZM58 64H59V62H58ZM75 64H77V63H75ZM85 64V63H84ZM90 64V63H89ZM95 64V63H94ZM116 64V63H115ZM167 64V63H166ZM169 64V63H168ZM171 64V63H170ZM176 64V63H175ZM184 64V63H183ZM242 64H245V63H242ZM242 64H241V66H242ZM17 65H15V66H17ZM71 65V64H70ZM97 65V64H96ZM100 65L98 64L96 67L99 69V71H100ZM102 65V66H103ZM106 65H107V63H106ZM106 65H104V67L106 66ZM110 65V64H109ZM161 65H163V64H161ZM240 65V64H239ZM245 65H247V64H245ZM4 66V65H3ZM5 66H6V63H5ZM5 66H4V70H5ZM28 66H29V64H28ZM91 66V65H90ZM99 66V67H98ZM174 66H176V65H174ZM20 67H18L17 66V71H16V74H17V72H18V68H20ZM48 67V66H47ZM85 67V66H84ZM92 67V66H91ZM121 67V66H120ZM184 67V66H183ZM193 67V66H192ZM6 68H8L7 66H6ZM12 68H14V66H12ZM54 68V67H53ZM103 67H101V71L103 70L102 69ZM114 67H112V69H113ZM116 68V67H115ZM115 68L113 69V70H115ZM118 68V67H117ZM116 68V69H117ZM126 68L127 67H125V69L124 70H126ZM176 68V67H175ZM184 68H186V67H184ZM216 68V67H215ZM1 69V68H0ZM27 69L28 68H25V71H27ZM40 69H42V67L40 68ZM44 70H46V67L45 68H43ZM56 69V68H55ZM76 69H78V67L76 68ZM87 69V68H86ZM85 69V70H86ZM94 69H96V68H94ZM110 69H111V66H110ZM183 69V68H182ZM187 69V68H186ZM224 69V68H223ZM15 70H16V68H15ZM14 70V71H15ZM20 70H21V68H20ZM19 70V71H20ZM91 70H92V68H91ZM90 70V71H91ZM120 69L118 68L117 69V71H119ZM128 70V69H127ZM126 70V71H127ZM159 70V69H158ZM157 70V72H159ZM220 71H221V69H219ZM251 70V69H250ZM1 71H2V69H1ZM11 71V70H10ZM46 71H48V70H46ZM51 71V70H50ZM55 71V70H54ZM57 71V70H56ZM82 71V70H81ZM96 71V70H95ZM107 71V70H106ZM106 71H104L105 73H106ZM110 71H112V70H110ZM109 71V72H110ZM122 71H123V69H122ZM186 71V70H185ZM249 71V70H248ZM9 71H7V73H8ZM31 72V71H30ZM45 72V71H44ZM91 72H93V71H91ZM91 72H90V74H91ZM104 72H102L103 74H104ZM116 72V71H115ZM150 72V71H149ZM154 72H156V71H154ZM153 72V73H154ZM167 72V71H166ZM174 72H176V71H174ZM191 72V71H190ZM10 73V72H9ZM21 73H22V71H21ZM46 73V72H45ZM83 73H84V71H83ZM82 73V74H83ZM97 73H98V71H97ZM108 73V72H107ZM112 73V72H111ZM120 73V72H119ZM119 73H117V74H119ZM217 73V72H216ZM24 74H26V72L24 73ZM28 74H30L28 71H27V77H29L28 76ZM32 74H34V73H32ZM76 74H78V72L76 73ZM81 74V73H80ZM85 74V73H84ZM84 74H83V76H84ZM89 74V75H90ZM93 74V73H92ZM96 74V73H95ZM95 74H93V76L95 75ZM109 74V73H108ZM107 74V75H108ZM113 74V73H112ZM159 74V73H158ZM45 75V74H44ZM97 75V74H96ZM107 75H105V79L107 78L106 76ZM114 75H116V74H114ZM151 75V74H150ZM155 75V74H154ZM167 75V74H166ZM171 75V74H170ZM212 75V74H211ZM38 76H39V74H38ZM46 76V75H45ZM62 76H63V74H62ZM91 76V78H92V75H90ZM100 76V75H99ZM158 76H160V75H158ZM177 76V75H176ZM176 76H170V79L173 77V78H176ZM184 76V75H183ZM186 76H187V74H186ZM186 76H184V77H186ZM189 76V75H188ZM244 76V75H243ZM253 76V75H252ZM2 79H4V82H5V78H6V76L3 74L2 76ZM0 77V78H1ZM30 77H32V76H30ZM30 77L28 78V80L30 81ZM35 77V76H34ZM119 78V75H117L116 76V78ZM143 77V76H142ZM167 77V76H166ZM190 77V76H189ZM200 77V76H199ZM46 78V77H45ZM59 78V77H58ZM94 78H95V76H94ZM113 78V77H112ZM121 78V77H120ZM158 78V77H157ZM172 78V79H173ZM178 78H181L180 77V74H179V76H178ZM192 78H194L193 77V75H192ZM205 78V77H204ZM210 78V77H209ZM208 78V79H209ZM241 78V77H240ZM20 79V78H19ZM37 79V78H36ZM35 79V80H36ZM42 79V78H41ZM51 79V78H50ZM84 79V78H83ZM168 79V78H167ZM185 79H187V78H185ZM185 79L183 80V78H182V81H185ZM247 79V78H246ZM252 79V78H251ZM254 79H255V77H254ZM81 80V79H80ZM86 80V79H85ZM96 80V79H95ZM103 80H104V78H103ZM109 80V79H108ZM114 80H116V79H114ZM113 80V81H114ZM165 80H166V78H165ZM175 80V79H174ZM179 80V79H178ZM233 81H234V79H232ZM59 81V80H58ZM105 81V80H104ZM103 81V82H104ZM112 81V80H111ZM117 81V80H116ZM114 82L115 84L117 83V82ZM150 81V80H149ZM153 81V80H152ZM151 81V82H152ZM170 81H172V80H170ZM189 81V80H188ZM202 81H203V78H202ZM228 81H230V80H228ZM3 82V81H2ZM3 82V84H5ZM32 82V81H31ZM68 82H69V80H68ZM82 82V84H83V81H79V83H81ZM85 82V81H84ZM99 82H100V80H99ZM108 83H109V81H107ZM190 82V81H189ZM11 83V82H10ZM8 84V83H6L5 84V88H6V92H7V95H5V97L6 96H10V98L12 99L13 97H11V94H12V91H13V87H11V84H16V82H12L11 84ZM33 83V82H32ZM35 83V82H34ZM53 83V82H52ZM62 83V82H61ZM93 83V82H92ZM101 83V82H100ZM108 83H106L105 84V86L108 84ZM112 83V82H111ZM176 83H177V78H176ZM176 83H174V84H176ZM236 83V82H235ZM235 83H234V86H235ZM242 83V82H241ZM15 84H14V86H15ZM54 84V83H53ZM65 84V83H64ZM70 84V83H69ZM73 84V83H72ZM71 84V85H72ZM81 84V85H82ZM96 84H97V82H96ZM110 84V83H109ZM113 84V83H112ZM161 84V83H160ZM165 84V83H164ZM170 84H172V82L170 83ZM169 84V85H170ZM236 84H238V83H236ZM244 84V83H243ZM256 84V83H255ZM19 85V84H18ZM59 85V84H58ZM63 85V84H62ZM65 85H67V83L65 84ZM84 85H85V83H84ZM87 85V84H86ZM85 85V86H86ZM93 85V84H92ZM99 85V84H98ZM100 85H102V84H100ZM150 85H151V83H150ZM152 85H153V83H152ZM151 85V86H152ZM222 85V84H221ZM231 85H233V83L231 84ZM241 85V84H240ZM254 85V84H253ZM3 86V85H2ZM13 86V85H12ZM56 86V85H55ZM68 86V85H67ZM85 86H81V87H85ZM88 86V85H87ZM95 86H97V85H95ZM103 86V85H102ZM116 86V85H115ZM123 86V85H122ZM150 86V87H151ZM158 86H160V85H158ZM162 86H164V85H162ZM161 86V87H162ZM227 86H228V84H227ZM259 86V85H258ZM4 87V86H3ZM26 87V85H24V87L23 88H25ZM59 87V86H58ZM76 87V86H75ZM107 87H108V85H107ZM114 87V86H113ZM167 87H169V86H167ZM167 87H164L163 89H165V88H167ZM1 88V87H0ZM21 88H22V86H21ZM21 88H20V90H21ZM22 88V89H23ZM27 88V87H26ZM26 88H25V90H24V92L22 91V93L24 94V93H27V92H25V91H28V90H26ZM45 88V87H44ZM47 88V87H46ZM49 88V87H48ZM56 88V87H55ZM65 86H64V88H63V90H65ZM68 88V87H67ZM66 88V89H67ZM87 88H89V87H87ZM104 88V87H103ZM208 88V87H207ZM2 90H3V88H1ZM17 89V88H16ZM60 89V88H59ZM76 89V88H75ZM74 89V90H75ZM83 89H85V90H88V89H86V88H83ZM155 89V88H154ZM172 89V88H171ZM194 89V88H193ZM222 89V88H221ZM223 89H225V91L227 90V87H225V88H223ZM257 89V88H256ZM19 90V91H20ZM62 90V89H61ZM68 90V89H67ZM66 90V91H67ZM85 90H84V93H85ZM109 90H110V86H109ZM158 90H160V89H158ZM169 90V89H168ZM195 90V89H194ZM194 90H192V91H194ZM53 91V90H52ZM69 91H70V88H69ZM80 91H82L83 92V90H82V88H81V90ZM101 91V90H100ZM108 91V90H107ZM113 91H114V89H113ZM4 92V91H3ZM6 92H5V94H6ZM61 92V91H60ZM68 92V91H67ZM76 92H77V90H76ZM87 92H89V93H91V91L90 90H88ZM155 92V91H154ZM164 92H165V94H166V91L164 90ZM163 92V93H164ZM191 92V91H190ZM252 92V91H251ZM15 93V92H14ZM30 93V92H29ZM28 93V95H30ZM32 93V92H31ZM39 93V92H38ZM105 93V92H104ZM104 93H102V94H104ZM108 93H109V91H108ZM108 93L106 92L105 94H107L108 95ZM111 93H112V91H111ZM114 93V92H113ZM177 93H179L178 91H177ZM181 93V92H180ZM179 93V94H180ZM188 93V92H187ZM253 93H255L254 91H253ZM252 93V94H253ZM50 94V93H49ZM68 94V93H67ZM77 94V93H76ZM92 94V93H91ZM121 94V93H120ZM125 94V93H124ZM146 94V93H145ZM157 94V93H156ZM169 94V93H168ZM167 94V95H168ZM171 94V93H170ZM190 94V93H189ZM3 95V94H2ZM12 95H14V94H12ZM20 95V94H19ZM27 95V96H28ZM34 95V94H33ZM58 95V94H57ZM62 95H63V93H62ZM65 95V94H64ZM84 96L86 95V94H83ZM107 95H105V97L107 96ZM161 95V94H160ZM163 95V94H162ZM166 95V96H167ZM188 95V94H187ZM255 95V94H254ZM253 95V96H254ZM26 96V94L24 95V97ZM42 96V95H41ZM51 96V95H50ZM66 96V95H65ZM71 96L73 97V95L71 94ZM70 96V97H71ZM88 96H90L89 94H88ZM104 96V95H103ZM102 96V97H103ZM121 96V95H120ZM155 96V94L153 95V97ZM159 96V95H158ZM164 97V98H169L170 99V95L168 96V97ZM238 96V95H237ZM256 96V95H255ZM4 97V98H5ZM64 97V96H63ZM87 97V96H86ZM104 97V98H105ZM118 97H119V95H118ZM153 97H152V99H153ZM160 97V96H159ZM27 98H30V97H27ZM27 98L26 99H24V103H26L27 102ZM40 98H42V97H40ZM66 98V97H65ZM76 98V97H75ZM91 98V97H90ZM113 98V97H112ZM124 98V97H123ZM163 98V97H162ZM193 98V97H192ZM6 99H8L7 97H6ZM6 99H5V101H6ZM39 99V98H38ZM71 99V98H70ZM86 99V98H85ZM157 99V98H156ZM168 99V100H169ZM186 99V98H185ZM238 99V98H237ZM244 99V98H243ZM245 99H247V98H245ZM13 100L14 99H12V102H13ZM40 100V99H39ZM51 100V99H50ZM78 100V99H77ZM104 100H106V98L104 99ZM110 100H111V96H110ZM109 100V101H110ZM163 100V99H162ZM162 100H161V102H162ZM166 100V99H165ZM208 100V99H207ZM230 100V99H229ZM1 101V100H0ZM2 101H3V99H2ZM1 101V102H2ZM4 101V102H5ZM8 101V100H7ZM17 101H19V99L17 100ZM17 101H16V103H17ZM82 101V100H81ZM127 101V100H126ZM156 101V100H155ZM158 101H159V99H158ZM179 101H180V99H179ZM182 101V100H181ZM195 101V100H194ZM233 101V100H232ZM242 101V100H241ZM244 101V100H243ZM243 101H242V103H243ZM11 102V101H10ZM33 102V101H32ZM36 102H37V100H36ZM64 102V101H63ZM83 102V101H82ZM125 102V101H124ZM143 102V101H142ZM144 102H145V100H144ZM147 102V101H146ZM154 102V101H153ZM157 102V101H156ZM229 102V101H228ZM231 102V101H230ZM3 103V102H2ZM2 103L0 104V105H2ZM20 102H18V104H19ZM27 103H29V102H27ZM49 103V102H48ZM59 103V102H58ZM57 103V104H58ZM97 103H98V101H97ZM102 103H104V102H101L100 104H98L97 106H102L101 104ZM166 103H167V101H166ZM184 103H186V101L184 102ZM195 103V102H194ZM205 103V102H204ZM209 103V102H208ZM235 103V102H234ZM250 103V102H249ZM249 103H248V105H249ZM262 103V102H261ZM9 104V103H8ZM7 104V105H8ZM18 104H17V106H18ZM54 104V103H53ZM85 104V103H84ZM91 104H92V102H91ZM141 104V103H140ZM143 104V103H142ZM152 104V103H151ZM203 104V103H202ZM230 104V103H229ZM25 105H27V104H25ZM29 105V104H28ZM31 105V104H30ZM104 105H105V103H104ZM125 105H126V103H125ZM147 105V104H146ZM241 104H239V106H240ZM4 106V105H3ZM10 106V105H9ZM12 106V105H11ZM15 106V105H14ZM20 106V105H19ZM147 106H149V105H147ZM159 106V105H158ZM157 106V107H158ZM174 106V105H173ZM181 105H179L178 107H180ZM200 106V105H199ZM208 106H210V105H208ZM261 106V105H260ZM28 107V106H27ZM32 107V106H31ZM71 107H72V104H71ZM86 107V106H85ZM170 107V106H169ZM172 107V106H171ZM213 107V106H212ZM246 107H248V106H245V108ZM1 108V107H0ZM3 108V107H2ZM6 108V106H4V108L3 109H1V110H4ZM12 108V107H11ZM65 108V107H64ZM88 108V107H87ZM105 108H106V105H105V107H104V110H105ZM146 108V107H145ZM172 108H174V107H172ZM213 108H215V107H213ZM213 108H211V109H213ZM13 109H14V107H13ZM11 110L12 112L13 111H20L21 109H19V110H17V108H16V110ZM32 109V108H31ZM77 109V108H76ZM142 109H143V106H142ZM141 109V110H142ZM152 109V111H153V108L151 107H149V110H151ZM157 109H161V108H157ZM204 109V108H203ZM216 109V108H215ZM225 109V108H224ZM233 109V108H232ZM247 109V108H246ZM263 109V108H262ZM6 110V109H5ZM7 110H9V109H7ZM6 110V111H7ZM90 110V109H89ZM101 110V109H100ZM169 110V109H168ZM178 110V109H177ZM210 110V109H209ZM24 111V110H23ZM29 111V110H28ZM64 111V110H63ZM72 111V110H71ZM77 111H79V109L77 110ZM82 111V110H81ZM98 111H99V109H98ZM102 111V110H101ZM100 111V112H101ZM107 111V110H106ZM126 111H127V109H126ZM162 111V110H161ZM171 111V110H170ZM212 111H214V110H212ZM259 111V110H258ZM93 112V111H92ZM99 112V113H100ZM108 112V111H107ZM157 111H155V113H156ZM160 112V111H159ZM169 112V111H168ZM190 112V111H189ZM189 112H187V113H189ZM197 112V111H196ZM222 112V111H221ZM244 112V111H243ZM7 113V112H6ZM67 114L69 113L70 114V112H66ZM90 113V112H89ZM106 113V112H105ZM104 113V115H106ZM109 113V112H108ZM112 113V112H111ZM151 113V112H150ZM150 113H149V116H150ZM154 113V112H153ZM152 113V114H153ZM199 113H200V110H199ZM214 113V112H213ZM212 113V114H213ZM235 113V112H234ZM9 113H7L6 115H8ZM76 114H77V112H76ZM157 114H160V113H157ZM190 114V113H189ZM198 114V113H197ZM225 114V113H224ZM5 115V114H4ZM80 115V114H79ZM92 115V114H91ZM95 115H96V112H95ZM114 115V114H113ZM139 115V114H138ZM141 115H142V113H141ZM174 115V114H173ZM199 115V114H198ZM206 115V114H205ZM204 115V116H205ZM238 115V114H237ZM259 115V114H258ZM1 116V115H0ZM33 116V115H32ZM65 116V115H64ZM68 116L69 115H67V119H69L68 118ZM74 116V115H73ZM73 116H72V120H73ZM98 116V115H97ZM103 116V115H102ZM107 116H109L110 117V115H107ZM115 116V115H114ZM153 116V115H152ZM151 116V117H152ZM6 117V116H5ZM11 117H12V115H11ZM19 117V119L21 118L20 116H18ZM23 117V116H22ZM88 117H89V115H88ZM96 117V116H95ZM112 117V116H111ZM110 117V118H111ZM145 117V116H144ZM159 117V116H158ZM226 117V116H225ZM259 116H257V118H258ZM1 118V117H0ZM16 118V116L14 117V119ZM90 118H92V117H90ZM107 118V117H106ZM127 118V117H126ZM135 118V117H134ZM179 118V117H178ZM182 118V117H181ZM181 118H179V119H181ZM201 118H202V116H201ZM240 118V117H239ZM257 118H256V120H257ZM264 118V117H263ZM19 119H17V121L19 120ZM25 119V118H24ZM76 119H77V117H76ZM82 119V118H81ZM97 119V118H96ZM178 119V120H179ZM190 119V118H189ZM188 119V120H189ZM212 119V118H211ZM1 120V119H0ZM99 120H101V119H99ZM145 120V119H144ZM177 120V119H176ZM239 120V119H238ZM260 120V119H259ZM8 121H9V119H8ZM16 121V119L13 121V122H15ZM27 121V120H26ZM110 121V120H109ZM128 121H129V119H128ZM145 121H148V120H145ZM144 121V122H145ZM157 121V120H156ZM24 122V121H23ZM76 122V121H75ZM83 122H84V120H83ZM111 122H112V120H111ZM150 122V121H149ZM149 122H146V123H149ZM169 122H170V120H169ZM222 122H223V120H222ZM251 122H252V120H251ZM254 122V121H253ZM261 122V121H260ZM9 123H10V121H9ZM40 123V122H39ZM105 123V122H104ZM142 123V122H141ZM157 123V122H156ZM205 123V122H204ZM213 123V122H212ZM211 123V124H212ZM249 123H250V121H249ZM82 124V122H80V126H82L81 125ZM93 124V123H92ZM101 124V123H100ZM151 124V123H150ZM202 124H203V120H202ZM227 124V123H226ZM252 124V123H251ZM251 124H250V126H251ZM254 124V123H253ZM252 124V125H253ZM1 125L2 124H0V127H1ZM13 125V124H12ZM11 125V126H12ZM27 125V124H26ZM53 125V124H52ZM152 125V124H151ZM157 125V124H156ZM205 125V124H204ZM206 125H207V122H206ZM205 125V126H206ZM3 126V125H2ZM16 126V125H15ZM14 126V127H15ZM29 126V125H28ZM60 126V125H59ZM63 126V125H62ZM61 126V127H62ZM78 126H79V124H78ZM109 126V125H108ZM112 126V125H111ZM131 126H133V124H131ZM141 126V125H140ZM152 126H154V124L152 125ZM159 126V125H158ZM157 126V127H158ZM173 126H174V124H173ZM5 127V126H4ZM6 127H8V124H7V126ZM21 127V126H20ZM55 127V126H54ZM92 127V126H91ZM101 127V126H100ZM135 127H136V125H135ZM144 127V126H143ZM147 127V126H146ZM145 127V128H146ZM161 127V126H160ZM213 127V126H212ZM241 127V126H240ZM3 128V127H2ZM96 128V127H95ZM109 128V127H108ZM155 129H156V127H154ZM169 128V127H168ZM167 128V129H168ZM209 128V127H208ZM237 128V127H236ZM8 128H6V130H7ZM9 129L10 130H12V128H10V126H9ZM21 129V128H20ZM58 129H59V127H58ZM67 129V128H66ZM107 129V128H106ZM143 129V128H142ZM147 129V128H146ZM158 129V128H157ZM193 129V128H192ZM232 129V128H231ZM246 129V128H245ZM0 130H1V128H0ZM5 130V129H4ZM24 130V128L22 127V130L21 131H23ZM60 130V129H59ZM81 130H82V128H81ZM86 130V129H85ZM91 130V129H90ZM159 131H160V133L159 134H161V130H160V128L158 129ZM3 131V130H2ZM1 131V132H2ZM9 131V130H8ZM16 130H14V132H15ZM77 131V130H76ZM83 131V130H82ZM125 131V130H124ZM123 131V132H124ZM131 131V130H130ZM134 131V130H133ZM139 131V130H138ZM150 131H152V130H150ZM156 131V130H155ZM158 131V132H159ZM168 131V130H167ZM210 131V130H209ZM0 132V133H1ZM12 132V131H11ZM50 132V131H49ZM55 132V131H54ZM58 131L56 130V133H57ZM89 132V131H88ZM96 132V131H95ZM137 132V131H136ZM153 132H154V130H153ZM157 132V131H156ZM200 132V131H199ZM243 132V131H242ZM250 132V131H249ZM16 133V132H15ZM25 133V132H24ZM36 133V132H35ZM51 133V132H50ZM55 133V134H56ZM62 133V132H61ZM129 134H130V132H128ZM140 133V132H139ZM257 133V132H256ZM255 133V134H256ZM13 135H14V133H12ZM17 134V133H16ZM58 134V133H57ZM81 134V133H80ZM84 134V133H83ZM82 134V135H83ZM97 134V133H96ZM108 134V133H107ZM190 134V133H189ZM210 134V133H209ZM239 134V133H238ZM1 135V134H0ZM5 135H6V137H8V134H6V132H5ZM22 135V134H21ZM59 135V134H58ZM81 135V136H82ZM85 135H87L86 133L83 135V136H85ZM91 135V134H90ZM89 134L87 135L88 137H86V138H90L89 136H90ZM141 135V134H140ZM173 135V134H172ZM192 135V134H191ZM204 135V134H203ZM244 135H245V133H244ZM250 135V134H249ZM248 135V136H249ZM25 136H26V134H25ZM25 136H23L24 138H25ZM92 136V135H91ZM94 136V135H93ZM131 135H129V137H130ZM234 136H235V134H234ZM251 136H253V135H251ZM257 136H258V134H257ZM10 137V136H9ZM14 137H15V135H14ZM21 137V136H20ZM50 137V136H49ZM78 137V136H77ZM104 137V136H103ZM119 137H120V135H119ZM200 139H201V142H202V145H201V147H200V149H199V151H202V150H208V149H210L211 148V152H212V150L213 151H215L216 149V147H215V145H214V142H213V140H205L204 139V137H202L201 135H200ZM207 137V136H206ZM231 137V136H230ZM238 137V136H237ZM240 137V136H239ZM19 138V137H18ZM17 138V139H18ZM22 138V137H21ZM27 138V137H26ZM53 138H54V136H53ZM53 138H51V139H53ZM85 138V139H86ZM93 138V137H92ZM98 138V137H97ZM96 138V139H97ZM104 138H106V137H104ZM175 138V137H174ZM190 138V137H189ZM219 138H221V137H219ZM241 138H243V136L241 137ZM252 138V137H251ZM7 139V138H6ZM94 139V138H93ZM107 139H108V137H107ZM110 139V138H109ZM114 139V138H113ZM118 139V138H117ZM173 139V138H172ZM210 139V138H209ZM225 139H226V137H225ZM239 139V138H238ZM237 139V140H238ZM257 139V138H256ZM261 139V138H260ZM7 140H9V139H7ZM6 140V141H7ZM57 140H58V137H57ZM90 140V139H89ZM139 140H140V138H139ZM152 140H154V139H152ZM227 140V139H226ZM11 141V140H10ZM101 141V140H100ZM111 141V140H110ZM116 141V140H115ZM121 141V140H120ZM129 141V140H128ZM51 143H52V141H50ZM60 141H58V143H59ZM81 142V141H80ZM117 142V141H116ZM251 142H253V140L251 141ZM7 143H8V141H7ZM34 143V142H33ZM11 144V146H12V148H13V144H12V142L10 143ZM35 144V143H34ZM61 144V143H60ZM99 144V143H98ZM102 144V143H101ZM222 144V143H221ZM237 144V143H236ZM246 144V143H245ZM244 144V145H245ZM263 144V143H262ZM2 145V144H1ZM0 145V146H1ZM36 145V144H35ZM52 145V144H51ZM54 145V144H53ZM196 145V144H195ZM225 145H227V144H225ZM234 145V144H233ZM240 145V144H239ZM37 146V145H36ZM35 146V147H36ZM60 146V145H59ZM100 146V145H99ZM104 146V145H103ZM197 146V145H196ZM246 146V145H245ZM258 146V145H257ZM2 147H3V145H2ZM20 147H22V146H20ZM61 147V146H60ZM101 147V146H100ZM115 147V146H114ZM121 147V146H120ZM191 147V146H190ZM219 147V146H218ZM253 147V146H252ZM62 148V147H61ZM82 148V147H81ZM95 148H96V146H95ZM123 148V147H122ZM125 148V147H124ZM123 148V149H124ZM159 148V147H158ZM224 148V150L226 151V149H225V147H223ZM228 148H230V145H229V147ZM236 148V147H235ZM262 148H264V147H262ZM2 149V148H1ZM86 149V148H85ZM176 149H177V147H176ZM202 149V150H201ZM220 149V152H222V151H224V150H221V148H219ZM233 149V148H232ZM240 149V148H239ZM238 149V150H239ZM254 149V148H253ZM261 149V148H260ZM11 150V149H10ZM14 150V149H13ZM12 150V151H13ZM218 150V149H217ZM249 150V149H248ZM248 150H246V151H248ZM21 151V150H20ZM86 152H87V150H85ZM119 151V150H118ZM197 151V150H196ZM196 151H195V153H196ZM199 151L197 152V154L199 153ZM219 151V150H218ZM217 151V152H218ZM243 151V150H242ZM260 151V150H259ZM0 152H2V151H0ZM68 152V151H67ZM78 152V151H77ZM110 152V151H109ZM124 152V151H123ZM228 152H229V150H228ZM13 153V152H12ZM11 153V154H12ZM21 153V152H20ZM111 153V152H110ZM157 153V152H156ZM168 153V152H167ZM181 153H183V152H181ZM213 153V152H212ZM231 153V152H230ZM260 153V152H259ZM7 154V153H6ZM51 154H52V152H51ZM87 154H88V152H87ZM200 154V153H199ZM216 154V153H215ZM214 154V155H215ZM222 154V153H221ZM221 154L220 153H218V155H220V156H218V157H221ZM8 155V154H7ZM6 155V156H7ZM15 155V154H14ZM13 155V156H14ZM24 155V154H23ZM23 155H21V156H23ZM34 155V154H33ZM42 155V154H41ZM62 155V154H61ZM81 154H79V156H80ZM92 154H90L89 156H91ZM104 155H105V153H104ZM116 155V154H115ZM179 155V154H178ZM214 155H211V156H213L214 157ZM223 155H225V154H223ZM251 155V154H250ZM253 155V154H252ZM12 156V157H13ZM25 156V155H24ZM44 156V155H43ZM109 156V155H108ZM116 156H118V155H116ZM163 156V155H162ZM183 156V155H182ZM211 156H210V158H211ZM254 156V155H253ZM261 156V155H260ZM262 156H264V155H262ZM261 156V157H262ZM16 157V156H15ZM52 157H53V155H52ZM55 157V156H54ZM73 157V156H72ZM87 157V156H86ZM121 157H122V155H121ZM149 157V156H148ZM217 157V156H216ZM261 157H259V158H261ZM24 158V157H23ZM30 158V157H29ZM28 158V159H29ZM91 158H92V156H91ZM141 158H143V157H141ZM157 158V157H156ZM169 158H170V156H169ZM249 157L247 156V155H245V156H243V157H241V164L240 165H242V167H243V169H247V168H249V166H248V164H247V159H248ZM9 159H10V157H9ZM8 159V160H9ZM27 159V158H26ZM43 159V158H42ZM58 159V158H57ZM74 159V158H73ZM97 159V158H96ZM127 159V158H126ZM146 159V158H145ZM176 159V158H175ZM174 159V160H175ZM221 159V158H220ZM226 159V158H225ZM229 159V158H228ZM227 159V160H228ZM232 159V158H231ZM230 159V160H231ZM5 160V159H4ZM14 160V159H13ZM12 160V161H13ZM30 160V159H29ZM39 160V159H38ZM61 160V159H60ZM67 160V159H66ZM66 160H64V161H66ZM95 160V159H94ZM98 160V159H97ZM171 159H169V161H170ZM227 160L225 161V160H223V165H224V163H227ZM249 160V159H248ZM15 161H16V158H15ZM15 161L14 162H11V163H14L15 164ZM24 161H25V159H24ZM31 161V160H30ZM37 161V160H36ZM57 161V160H56ZM83 161V160H82ZM82 161H80L79 163H81ZM86 161V160H85ZM90 162H91V159L89 160ZM139 161V160H138ZM143 161V160H142ZM214 161V160H213ZM225 161V162H224ZM229 161V160H228ZM21 162V161H20ZM27 162V161H26ZM41 162V161H40ZM68 162V161H67ZM84 162V161H83ZM150 162V161H149ZM158 162L160 163V161L158 160ZM199 162V161H198ZM221 162H222V160H221ZM230 162V161H229ZM234 162V161H233ZM1 163V162H0ZM9 163H10V161H9ZM9 163L8 162H6V163H4V164H0V186L4 183L3 182V180H5L4 178H5V174L6 173H8V170L10 171V170H13V168H14V164H13V168H12V166H11V168L12 169H9L10 168V165H9ZM25 163V162H24ZM59 163V162H58ZM71 163V162H70ZM76 163V162H75ZM85 163V162H84ZM151 163V162H150ZM173 163V162H172ZM171 163V164H172ZM177 167H176V171H178V173H179V176H176V177H174V179H170V178H167V177H165L164 178V182L165 183H171V184H173V187H174V184H176L175 186L176 187H174V190L172 191V198H171V200H170V202L168 203L167 202V204L165 205V207H163L162 208V212H163V215L162 216H164V219L165 220H174V217L176 216V218H189L190 220L188 221V222H186V223H184V224H179V225H177L176 227V229H177V234L176 235H174V236H172V237H169L168 235H167V233L168 232H161V233H159L156 237H154V239H152V238H150V239H152L151 241H149V242H147V240L145 241V240H143L144 239V237H143V235H142V237H143V239L139 236V234H138V232H139V230H134L133 228H132V226H131V221H133L135 218H136V216L138 215L137 213H138V209L140 208V204H141V201H139L138 200V197H137V195H136V190H138L139 188H141L143 185H145V184H147V183H152L153 182V180H152V178H151V176H148V175H150V174H148V175H146V174H143V175H141L142 177L139 179L138 178V180H140L139 181V183L137 184V185H135L134 187H131L130 189V192H128V193H135V194H133V195H131L132 197V203H131V205L130 206H128L129 208L128 209H126V210H124L125 212H124V215H123V219L122 220H116V221H114V223H116L115 224V226H116V233H114L113 234V232H112V234L113 235H115V239H116V243H115V245L113 246V249H111L112 251H110L111 253L110 254H108V255H106V256H104V257H108L107 259H109L110 260V264H229L227 261V256H230L232 259V263L231 264H261V261H263V264H264V192L262 191V190H260V189H258V188H256L255 186L254 187H251L252 189H253V191H254V193H258V194H255L254 196L252 195H250V196H245V198H244V203H248V204H250V206L245 210V212H244V215H243V217H242V219L241 220H234V219H232V221L231 220H228V221H226V220H223V218H222V216L224 215H222L221 214V212H222V210L223 209H227V207H228V204H226L225 203V196H226V194H227V190L225 189V185H238V186H240V188H246V187H248V186H246V184H243L242 183V181H243V178H242V181H241V177L239 176V175H237V173L235 174V173H232L231 171H225L222 167H220V166H213V164H212V162H211V159H208V160H206V161H204L203 163H193V164H191V165H187V164H185V162H183V160L182 159H179L177 162ZM16 164H17V162H16ZM28 164V163H27ZM77 164H78V162H77ZM77 164H76V166H77ZM96 164H98V163H96ZM132 164V163H131ZM144 164V163H143ZM170 164V163H169ZM218 164H220V162H218ZM228 164V163H227ZM231 164V163H230ZM249 164H250V162H249ZM12 165V164H11ZM19 165H21V164H19ZM29 165V164H28ZM38 165V164H37ZM80 164H78V166H79ZM134 165V164H133ZM145 165V164H144ZM226 165V164H225ZM232 165V164H231ZM239 165V164H238ZM31 166V165H30ZM34 166V165H33ZM42 166H43V164H42ZM70 166V165H69ZM230 166V165H229ZM250 166H251V164H250ZM262 166V165H261ZM18 167V166H17ZM75 167V166H74ZM74 167H73V169H74ZM125 167V166H124ZM139 167V166H138ZM19 168V167H18ZM40 168V167H39ZM42 169H43V171L45 170V164H44V166L43 167H41ZM40 168V169H41ZM56 168V167H55ZM140 168V167H139ZM33 169V168H32ZM34 169H35V166H34ZM34 169L32 170V171H34ZM38 169V168H37ZM41 169V170H42ZM76 169H80V167L78 168H76ZM143 169V168H142ZM145 169H146V167H145ZM230 169V168H229ZM81 170V169H80ZM80 170H78V171H80ZM96 170H97V168H96ZM15 171H18V169L17 170H15ZM30 171V170H29ZM56 171V170H55ZM67 171V170H66ZM87 171V170H86ZM135 171V170H134ZM154 171V170H153ZM152 171V172H153ZM159 171V170H158ZM18 172H20L21 173V171H18ZM17 172V173H18ZM40 173H41V171H39ZM80 172H82V171H80ZM91 172V171H90ZM117 172V171H116ZM128 172V171H127ZM16 173V174H17ZM42 173H44V172H42ZM68 173V172H67ZM66 173V175H68ZM71 173H73V172H71ZM83 173V172H82ZM87 173H89V171L87 172ZM157 173V172H156ZM155 173V174H156ZM247 173H248V176H250L251 177V179L253 180V184L255 183L254 181H256L258 178H256V176L254 175V174H252L250 171H249V169L247 170ZM246 173V174H247ZM15 174V173H14ZM19 174V173H18ZM22 174V173H21ZM46 174V173H45ZM44 174V175H45ZM115 174V173H114ZM138 174V173H137ZM136 174V175H137ZM12 174H10V176H11ZM32 175H34V173L32 172ZM61 175V174H60ZM72 175V174H71ZM157 175V174H156ZM15 176L16 175H14V178H15ZM21 178H22V176L21 175H19ZM70 176V175H69ZM90 176V175H89ZM122 176V175H121ZM139 176V175H138ZM137 176V177H138ZM33 177V176H32ZM35 177H36V174H35ZM62 177V176H61ZM60 177V180H62V178ZM68 177V176H67ZM78 177H79V175H78ZM18 178V176L15 178V179H17ZM42 178V177H41ZM72 178H73V176H72ZM81 178L82 177H80V179L79 180H81ZM132 178H133V176H132ZM9 179V178H8ZM12 179V178H11ZM10 179V180H11ZM32 179V178H31ZM34 179V178H33ZM33 179H32V185H34L33 184ZM78 179V178H77ZM77 179H76V181H77ZM128 179V178H127ZM20 180V179H19ZM39 180V179H38ZM49 180V179H48ZM58 180H59V178H58ZM60 180H59V182H60ZM66 180V179H65ZM110 180V179H109ZM132 180V179H131ZM21 181V180H20ZM20 181H18V182H16V183H18L19 185H18V187L20 186V184L21 183H19ZM24 181V180H23ZM26 181V180H25ZM24 181V182H25ZM64 180H62L61 182H63ZM72 181V186H73V182H74V179L73 180H71ZM251 181V180H250ZM11 182V181H10ZM13 182H15V181H13ZM65 183H66V181H64ZM107 182H109V181H107ZM258 182V181H257ZM256 182V183H257ZM8 183V182H7ZM78 183V182H77ZM85 183V182H84ZM124 183V182H123ZM132 183H133V181H132ZM192 183H194L193 184V188H195V190L197 189L198 191L199 190H201V188H204V186H207V187H210V190H209V192L207 193L208 194V201H207V203H205V204H202V202L200 203V204H195V201L197 202V200H195V201H193V203L191 204V202L190 201H192L191 199L189 200V197L188 196H186V193H187V191H188V189L187 188H185V186H184V184H188V185H191ZM255 183V184H256ZM22 184H23V182H22ZM28 184V183H27ZM47 184V183H46ZM51 184V183H50ZM59 184V183H58ZM128 184H129V182H128ZM127 184V185H128ZM259 184V183H258ZM10 185V184H9ZM30 185V184H29ZM29 185H27V188H28V186ZM55 185V184H54ZM64 185V184H63ZM78 185H80V184H78ZM82 185V184H81ZM85 185V184H84ZM17 186V185H16ZM35 186H36V184H35ZM60 186L63 188V186H62V184H60ZM116 186V185H115ZM8 188L10 187V186H7ZM6 187V188H7ZM21 187H24L23 185H21ZM21 187H19V188H21ZM78 187V186H77ZM129 187H130V185H129ZM128 187V188H129ZM192 187V186H191ZM264 187V186H263ZM73 188H75L74 186H73ZM88 188V187H87ZM1 189H4V187L3 188H1ZM15 189H16V187H15ZM77 189V188H76ZM122 189V188H121ZM192 189V188H191ZM247 189V188H246ZM7 190V189H6ZM10 190V188L8 189V191ZM23 191H24V189H22ZM22 190H20V192L22 193ZM87 190V189H86ZM108 190V189H107ZM190 190V189H189ZM207 189L205 188V191H206ZM4 191H5V189H4ZM10 191H12V190H10ZM16 191H18V190H16ZM31 191V190H30ZM37 191V190H36ZM63 191V190H62ZM124 191V190H123ZM7 192V191H6ZM19 192V191H18ZM19 192V193H20ZM33 192V191H32ZM64 192H65V189H64ZM74 192H76V191H74ZM84 192H86V191H84ZM127 192H125V194L127 193ZM169 192V191H168ZM191 192V191H190ZM9 193V192H8ZM13 193V192H12ZM16 193V192H15ZM45 193V192H44ZM147 193V192H146ZM170 193V192H169ZM237 193V192H236ZM16 194H18V193H16ZM24 194V193H23ZM32 194V193H31ZM78 194V193H77ZM92 194V193H91ZM164 194V193H163ZM195 194V193H194ZM7 195V194H6ZM5 195V196H6ZM9 195V194H8ZM21 195V194H20ZM33 195V194H32ZM41 195V194H40ZM44 195V194H43ZM65 195V194H64ZM111 195V194H110ZM127 195V194H126ZM200 195V194H199ZM22 196V195H21ZM21 196H20V198H21ZM78 196V195H77ZM129 196V195H128ZM166 196V195H165ZM198 196V195H197ZM204 196V195H203ZM202 196V197H203ZM2 197V196H1ZM79 197V196H78ZM87 197V196H86ZM122 197V196H121ZM130 197V196H129ZM129 197L127 198V199H129ZM146 197V196H145ZM170 197H171V195H170ZM192 197V196H191ZM18 198H19V196H18ZM28 198V197H27ZM27 198H25V199H27ZM42 198V197H41ZM70 198H71V196H70ZM82 198V197H81ZM124 198V197H123ZM193 198V197H192ZM199 198V197H198ZM3 199V198H2ZM24 199V198H23ZM25 199H24V206L26 207V204H27V202L26 201H28V200H26L25 201ZM32 199V198H31ZM57 199V198H56ZM75 199V198H74ZM145 199V198H144ZM195 199V198H194ZM21 200H22V198H21ZM33 200V199H32ZM42 200H45V199H42ZM47 200V199H46ZM58 200V199H57ZM77 200H79V199H77ZM123 200V199H122ZM206 200V199H205ZM3 201V200H2ZM42 202V201H41ZM47 202V201H46ZM90 202V201H89ZM116 203H117V201H115ZM149 202H151V201H149ZM227 202V201H226ZM12 204H13V202H11ZM23 203V201L22 202H20V204H22ZM35 203V202H34ZM104 203V202H103ZM130 203V202H129ZM3 204V203H2ZM19 203H18V205H20ZM77 204H79V203H77ZM163 204V203H162ZM4 205V204H3ZM15 205V204H14ZM71 205V204H70ZM82 205V204H81ZM89 205V204H88ZM92 205V204H91ZM91 205L89 206V207H91ZM106 205V204H105ZM147 205V204H146ZM1 206V205H0ZM23 206V207H24ZM67 206V205H66ZM203 206L205 207H207V211L205 212L204 211V209H203ZM15 207H16V205H15ZM21 207V206H20ZM22 207V208H23ZM28 207V206H27ZM39 207V206H38ZM53 207V206H52ZM82 207V206H81ZM161 207V206H160ZM64 208V207H63ZM142 208V207H141ZM2 209V208H1ZM15 209V208H14ZM17 209V208H16ZM15 209V210H16ZM27 209V208H26ZM25 209V210H26ZM61 209V208H60ZM71 209H72V206H71ZM77 209V208H76ZM83 209H85V208H83ZM114 209H116V207L114 208ZM25 210H23V211H25ZM69 210H70V208H69ZM105 210V209H104ZM107 210V209H106ZM151 210V209H150ZM150 210H148V211H150ZM6 211V210H5ZM21 211V210H20ZM20 211H19V214L21 215V213H20ZM47 211V210H46ZM66 211H68V210H66ZM72 211V210H71ZM74 211V210H73ZM115 211V210H114ZM1 212V211H0ZM17 212V211H16ZM29 212V211H28ZM65 212V211H64ZM103 212V211H102ZM107 212V211H106ZM152 212V210L150 211V213ZM9 214H10V212H8ZM12 213V212H11ZM15 213V212H14ZM25 213H26V211H25ZM24 213V214H25ZM50 213V212H49ZM52 213V212H51ZM57 213V212H56ZM66 213V212H65ZM147 213V212H146ZM2 214V213H1ZM0 214V215H1ZM13 214V213H12ZM16 214V213H15ZM67 214V213H66ZM68 214H72L71 212L69 213L68 212ZM75 214V213H74ZM104 214V213H103ZM111 214V213H110ZM112 214H114V213H112ZM6 215V214H5ZM37 215V214H36ZM50 215V214H49ZM49 215H45V217L46 216H48V218H49ZM52 215V214H51ZM73 215V214H72ZM101 215V214H100ZM148 215V214H147ZM147 215H145V216H143V217H141L140 218V220L138 221H136V222H138L137 224L140 226L142 223H144V221H145V223L147 222V220H148V218H149V215L147 216ZM232 215V214H231ZM22 216V215H21ZM44 216V215H43ZM75 216V215H74ZM78 216V215H77ZM153 216V215H152ZM157 216V215H156ZM3 217H4V215H3ZM11 217H13V215H11ZM28 217V216H27ZM26 217V218H27ZM62 217V216H61ZM69 217H71V216H69ZM73 217V216H72ZM85 217V216H84ZM7 218V220L10 218H8V216L6 217ZM26 218H24L23 217V219H21L22 220V222L21 223H23V220L24 219H26ZM32 218L33 217H31V220H32ZM47 218V217H46ZM47 218V219H48ZM50 218H52V217H50ZM63 218H65V217H63ZM67 218V217H66ZM65 218V219H66ZM80 218H81V216H80ZM113 218V217H112ZM151 218V217H150ZM175 218V219H176ZM1 219V218H0ZM5 219V218H4ZM11 219L12 218H10V221H11ZM45 219V218H44ZM52 219H54V218H52ZM64 219V220H65ZM68 219V218H67ZM70 219V218H69ZM77 219V218H76ZM115 219V218H114ZM117 219V218H116ZM152 219V218H151ZM28 219H26V221H27ZM59 220V219H58ZM62 220V222H63V219H61ZM75 220V219H74ZM90 220V219H89ZM180 220V219H179ZM10 221L8 222V224L10 225L11 223H10ZM29 221V220H28ZM39 221H40V219H39ZM46 221H48V220H46ZM53 221V220H52ZM56 221V220H55ZM60 221V220H59ZM91 221V220H90ZM176 221V220H175ZM1 222V221H0ZM4 222V221H3ZM151 222V221H150ZM20 223V222H19ZM25 223V222H24ZM32 223V222H31ZM42 223H44V222H42ZM54 223V222H53ZM52 223V224H53ZM60 223V222H59ZM64 223V222H63ZM67 223H69V220H68V222ZM72 223V222H71ZM112 223V222H111ZM113 223V224H114ZM50 224V223H49ZM73 224V223H72ZM172 224V223H171ZM6 225V224H5ZM14 225H15V220H14ZM22 225V224H21ZM31 224H29L28 226H30ZM33 225V224H32ZM45 225H47L46 223H45ZM44 225V226H45ZM60 224H58V226H59ZM65 225H68V224H65ZM1 226V225H0ZM24 226V225H23ZM41 226V225H40ZM55 226V225H54ZM61 226V227H60ZM59 226V229L60 228H62V225H60ZM64 226V225H63ZM68 226H70L71 227V225L69 224ZM85 226H88V224L86 223V225ZM115 226H113V227H115ZM165 226V225H164ZM163 226V227H164ZM172 226V225H171ZM12 227V226H11ZM11 227H9V228H11ZM17 227V226H16ZM21 227V226H20ZM50 228H51V226H49ZM57 227V226H56ZM65 227H67V226H65ZM69 227V228H70ZM23 228H26V227H23ZM28 228V227H27ZM31 228V227H30ZM41 228H45V227H41ZM49 228V229H50ZM69 228H67V229H69ZM84 228V227H83ZM86 228V227H85ZM160 228V227H159ZM5 229H7V228H5ZM13 230H14V228H12ZM22 229V228H21ZM35 229V228H34ZM34 229H31V231L33 232V233H36V231L34 232L33 230ZM48 229V228H47ZM78 229V228H77ZM114 229V228H113ZM140 229H141V227H140ZM143 229V228H142ZM154 229V228H153ZM2 230V229H1ZM12 230V231H13ZM38 230V229H37ZM55 230H56V228H55ZM55 230H53V231H55ZM63 230V229H62ZM79 230V229H78ZM83 230V229H82ZM86 230V229H85ZM105 230V229H104ZM111 230H112V228H111ZM202 231L204 234H206V236L208 235L209 236V238L212 240V241H207V240H205L206 238H203V236H202V239H200V238H198V239H200V240H202V241H204L203 243H205L207 246L206 247H208L209 249H211V248H213L214 247V245H215V247H217L218 249H215L216 251H218L219 252V254L220 255H216V254H212L211 253V255H209L208 254V252L206 251V250H203V247L202 246H198L197 244H189V243H185L184 242V240H183V236H185V234L187 233V232H189V231H194V232H197V231ZM6 231V230H5ZM4 231V232H5ZM9 231H10V229H9ZM30 231V230H29ZM75 231H76V229H75ZM19 232H20V234H21V231L19 230ZM44 232V231H43ZM46 232H47V230H46ZM63 232H66V231H63ZM150 232V231H149ZM24 233V232H23ZM23 233L21 234V235H23ZM25 233H26V231H25ZM24 233V234H25ZM30 233V232H29ZM62 233V232H61ZM67 233V232H66ZM153 233V232H152ZM2 234H3V232H2ZM7 234H10V233H8L7 232ZM28 234V233H27ZM55 234H57V232L56 233H54V235ZM63 234H65V233H63ZM72 234H74V232H72ZM144 234V233H143ZM145 234H146V232H145ZM154 234V233H153ZM157 234V233H156ZM169 234V233H168ZM1 235V234H0ZM4 235H5V233H4ZM16 235V234H15ZM35 235V234H34ZM43 235V234H42ZM51 235H52V233H51ZM58 235V234H57ZM62 235V234H61ZM82 235H84L83 233H82ZM201 235V234H200ZM199 235V236H200ZM7 236V235H6ZM8 236H10V235H8ZM12 236H14L13 234H11V237ZM30 236H31V234H30ZM33 236V235H32ZM31 236V237H32ZM49 237H50V235H48ZM64 236H67V235H64ZM71 236V235H70ZM112 236V235H111ZM198 236V235H197ZM16 237V236H15ZM14 237V238H15ZM27 237H29V235L27 236ZM33 237H35V239H36V237L38 238V236H33ZM46 236H44V238H45ZM75 237V236H74ZM91 237V236H90ZM93 237V236H92ZM193 237V236H192ZM205 237V236H204ZM0 238H1V236H0ZM42 238V237H41ZM51 238V237H50ZM53 238H55V236L53 237ZM56 238H57V236H56ZM73 238V237H72ZM81 238V237H80ZM208 238V237H207ZM2 239V238H1ZM16 239V238H15ZM32 239V238H31ZM40 238H38L37 240H39ZM47 239V238H46ZM59 239H61V238H59ZM65 239V240H64ZM70 239V238H69ZM106 239V238H105ZM105 239L103 240V242L105 241ZM108 239V238H107ZM106 239V240H107ZM148 239H149V237H148ZM20 240V239H19ZM23 240V239H22ZM27 240H29L30 241V238L29 239H27ZM45 240V239H44ZM90 240L92 241V238H90ZM98 240H100V239H98ZM111 240V239H110ZM3 241V240H2ZM1 241V242H2ZM28 241V242H29ZM31 241H34V239H32ZM30 241V242H31ZM36 241V240H35ZM41 241H43V239H41ZM58 241V240H57ZM61 240H59V242H60ZM63 241L65 242L66 241V237H64L63 238ZM63 241H62V243H63ZM72 241V240H71ZM197 241V240H196ZM5 242H7V241H5ZM11 242H12V239H11ZM14 242V241H13ZM16 242V241H15ZM39 242V241H38ZM47 242V241H46ZM45 242V243H46ZM102 242V243H103ZM106 242V241H105ZM17 243V242H16ZM48 243V242H47ZM46 243V244H47ZM3 243H1V245H2ZM14 244L15 243H13V246L9 243V247L10 246H12V247H15L14 246ZM39 245H40V243H38ZM99 244V243H98ZM5 245H6V243H5ZM34 245H36V244H34ZM49 245V244H48ZM64 245V244H63ZM72 245V244H71ZM101 245V244H100ZM109 245V243L107 242V246ZM3 247H4V244L2 245ZM92 246V245H91ZM103 246H106L105 244L103 245ZM6 247V246H5ZM5 247H4V249H5ZM8 246H7V248H9ZM39 247H41V245L40 246H38V248ZM63 247V246H62ZM7 248H6V250H7ZM67 248V247H66ZM95 248H98V246L97 247H94V249ZM99 248H101V246L99 247ZM12 249H14V248H12ZM11 248H10V250H9V252L12 250ZM64 249V248H63ZM166 249H168V250H166ZM3 249H1V251H2ZM15 250H16V248H15ZM18 250V249H17ZM17 250H16V252H17ZM30 250V249H29ZM100 250V249H99ZM105 250V249H104ZM80 251H81V249H80ZM211 251V250H210ZM7 252H8V250H7ZM7 252H4V254L6 253L7 254ZM9 252H8V254H9ZM83 252V251H82ZM87 252V251H86ZM49 253H50V251H49ZM58 253V252H57ZM100 253V252H99ZM102 253V252H101ZM214 253V252H213ZM217 253V252H216ZM1 254V253H0ZM3 254V255H4ZM62 254V253H61ZM61 254H59V256L61 255ZM81 254V253H80ZM95 254V253H94ZM97 254V253H96ZM11 255V254H10ZM10 255H9V258H10ZM12 255H14V254H12ZM16 255V254H15ZM84 255V254H83ZM17 256H19V255H17ZM29 256V255H28ZM31 256V255H30ZM29 256V257H30ZM50 256V255H49ZM56 256V255H55ZM92 256H95V255H92ZM98 256V255H97ZM102 256V255H101ZM14 257V256H13ZM38 257V256H37ZM40 257V256H39ZM82 255H81V259H82ZM85 257V256H84ZM100 257V256H99ZM103 257V258H104ZM229 257V258H230ZM6 258V257H5ZM49 258V257H48ZM54 258V257H53ZM69 258V257H68ZM72 258V257H71ZM89 258H91V257H89ZM93 258V257H92ZM101 258V260L102 261H104L106 258H104V260H103V258L102 257H100ZM7 259H8V256H7ZM41 259V258H40ZM74 259V258H73ZM98 259V258H97ZM19 260V259H18ZM21 260V259H20ZM33 260H35V259H33ZM51 260V259H50ZM87 260V259H86ZM86 260L84 259V261L86 262ZM93 260V259H92ZM100 260V261H101ZM224 260H227V261H224ZM12 261V260H11ZM46 261V260H45ZM81 261V260H80ZM83 261V262H84ZM88 261V260H87ZM102 261H101V263H102ZM1 262V261H0ZM51 262V261H50ZM55 262V261H54ZM59 262V261H58ZM82 262V261H81ZM89 262V261H88ZM93 262H94V260H93ZM107 262V261H106ZM2 263H5L4 261L2 262ZM6 263L8 264L9 262L8 261H6ZM53 263V262H52ZM67 263V262H66ZM91 263V262H90ZM20 264V263H19ZM46 264V263H45ZM81 264V263H80ZM85 264H87V263H85ZM93 264V263H92Z\"/></svg>",
    "mask_w": 264,
    "mask_h": 264
}]
</instances>
